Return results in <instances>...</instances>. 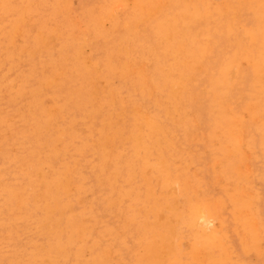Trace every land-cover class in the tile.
Instances as JSON below:
<instances>
[{"label": "rangeland", "instance_id": "rangeland-1", "mask_svg": "<svg viewBox=\"0 0 264 264\" xmlns=\"http://www.w3.org/2000/svg\"><path fill=\"white\" fill-rule=\"evenodd\" d=\"M27 1L28 2L30 1V2L28 3ZM54 1H55V3H53ZM54 1L53 0H44V1H40V0L39 1L38 0H4L3 1V0H0V30H1L0 33L2 34V35L0 34V122H2L0 125V188L3 186V188H2L3 190L0 189V193L2 194V196L0 194V203H2V204H0V208L2 209V210L0 209V220H3V223L2 224L0 223L1 225H3V226L0 225V247L3 246L0 250L4 249L3 251H0V253H2V254H0V257H2V258H0L2 263L1 262L0 263L1 264H18V263L19 264H21V263L22 264H25V263L26 264H35L37 262L36 264H49V260H50V264H51V261L53 260L54 263L52 262V264H56V263L57 264H74V261L77 262V264H82V263L83 264H264V238H263L264 237V169H263L264 165L262 164V163H264V160H263L264 155H261L262 153L264 154V123H263L264 122V120H263L264 115H262V111L264 114V110H263L264 109V98H262V97H264V90H263L264 89V61L261 60V59H264V55H263L264 54V46H263L264 45V34H263L264 33V0H258V2H257V0H247V1L246 0H237V1L236 0H207L208 2L206 0H198L199 2L197 0H190V1L189 0H181V1L180 0H174L176 2H173V0H171V1L170 0H159V1L158 0H151V1H148V0H139V1L138 0H71V1L70 0H59V2H58V0L57 1L54 0ZM63 1H65V2H63ZM118 1H120L121 3ZM123 1H124V3H122ZM177 1L178 2L180 1V4H181L180 6H179V3ZM201 1H203V2H201ZM249 1H251V2H249ZM36 2H38L39 4H37ZM66 2H68V3H66ZM94 2L97 5H95ZM146 2H149L150 4L148 3L146 5ZM158 2H159V6H155L154 3L158 4ZM245 2H247V3H245ZM51 3L53 4V6ZM113 3L115 6L116 5L117 6L115 7L113 5ZM134 3L136 4V6L135 5L133 6ZM161 3L163 4V7H162ZM209 3H211V5H209ZM46 4H48V5H46ZM56 4L59 6H57ZM67 4H69V5H67ZM123 4H124V6H123ZM169 4H171L172 6ZM193 4L195 5V7L193 6ZM203 4L206 6L204 7ZM232 4L235 6H233ZM252 4L255 7L254 6L252 7ZM150 5L151 6L153 5V7L150 8ZM237 5L240 6L239 8L241 10H239ZM29 6H30V8H32L33 6L37 7V8L36 7L32 8V10L36 9L35 11L33 10V12L35 14L32 13V10L29 9ZM44 6H46V8ZM60 6L62 7V9ZM106 6H109L108 10H107ZM118 6H119V8H118ZM246 6H248V9ZM13 7H14V9H13ZM42 7H44V8L42 9ZM137 7L139 10L137 9ZM154 7H156V8H154ZM65 8H67L68 10H66ZM134 8H136V9H134ZM148 8H149V10H148ZM172 8H173V10H172ZM229 8H231V9H229ZM115 9L116 10L119 9V10L115 11ZM174 9L176 12L174 11ZM201 9H203V10H201ZM204 9H205V11H204ZM216 9H217V11H216ZM140 10L142 12H140ZM162 10L164 12H162ZM208 10H211L212 13H211V11L209 12ZM219 10L222 12H220ZM53 11H57V12H53ZM110 11H112V12H110ZM114 11H115V13H114ZM225 11H226V13H225ZM45 12H46V15H45ZM208 12L211 14H209ZM143 13L146 15H144ZM156 13H158V14H156ZM165 13H166L167 17H165V15H164ZM242 13H245V14H242ZM233 14H234L235 18L233 17ZM236 14H241V15H236ZM156 15H158V16H156ZM229 15H230V18H229ZM30 16H32V18ZM47 16H48V19H47ZM105 16L108 17L109 22H108L107 18L104 19ZM115 16H117L118 18ZM151 16H153V17H151ZM168 16H170V18ZM171 16H172V18H171ZM205 16H207V17L205 18ZM55 17H56V19H55ZM57 17L60 19V21L58 20ZM89 17H91V18H89ZM141 17H142V20H141ZM261 17H262V19H259ZM29 18L31 19V21ZM62 18H64V19H62ZM65 18H66V20H65ZM159 18H161L162 20L160 21ZM167 18H169V19H167ZM218 18H219V20H218ZM61 19H62V21H61ZM100 19H101V21L104 20L103 21L104 24H103V22L100 21ZM158 19H159V22H158ZM207 19H208V21H207ZM110 20H111V22H110ZM145 20H146V22H145ZM164 20H165V22H164ZM171 20H172V22L169 23ZM213 20L215 23L213 22ZM234 20H235V22L237 21L236 22L237 25L235 24ZM257 20L260 21L261 23L259 22V24H258ZM134 21L138 22V24H135ZM201 21H203V22H201ZM13 22H15V23H13ZM60 22H61V24H59ZM74 22H75V24H73ZM90 22H92V24ZM160 22H161L162 26L160 24L157 25ZM230 22L233 23V25H231ZM30 23H32L33 25ZM34 23H35V25H34ZM65 23H67V24L65 25ZM128 23L129 24L131 23L132 25L131 24L129 25ZM154 23L156 26L154 25ZM254 23L256 24V26ZM90 24L93 27H91ZM203 24H204V26H203ZM226 24H229L230 26H228ZM58 25H60V26H58ZM97 25L99 27H97ZM126 25H128V26H126ZM135 25L138 28V30L135 27ZM152 25H154V27ZM196 25L199 26L198 29H195V28H197ZM205 25H206V27H205ZM51 26H53V27H51ZM73 26H74V28H73ZM78 26H79V28H78ZM100 26H102V27L104 26V27L101 28ZM133 26L135 28L131 29ZM157 26H159L158 28H160L161 30L166 29L165 30L166 32L165 31L162 32V31L158 30ZM258 26L260 28H258ZM163 27H164V29H163ZM189 27H190V29H189ZM200 27H204V29L203 28L201 29ZM214 27H215V29H213ZM229 27H231L232 29ZM36 28H37V30H36ZM39 28H41V29L39 30ZM59 28L62 29V32H61V29H59ZM83 28H85V31H83L84 30ZM170 28H173L172 31ZM182 28L186 29V31ZM21 29H24V30H21ZM42 29H44V30H42ZM152 29H154V30H152ZM167 29L168 30L170 29V32ZM239 29H241V30H239ZM28 30H31V32ZM54 30H56V31L54 32ZM107 30H109V31H107ZM111 30H114V31L111 32ZM130 30L133 32L131 33ZM213 30H214V32H212ZM255 30H256V32H255ZM27 31L30 32L31 34H28ZM51 31H53L54 34ZM69 31L72 32L73 35ZM167 31H168V33H167ZM187 31H188V33H187ZM191 31L193 33H196L197 31L198 32L195 35V34H191L192 33ZM205 31H208V32L204 33ZM220 31L222 33H220ZM225 31H227V32H225ZM258 31H260L261 34H258ZM32 32H33V37H34L33 39L34 40L31 37ZM84 32L86 34H84ZM94 32H95V34H94ZM201 32H202V34H201ZM232 32H234V33L232 34ZM36 33H38V34H36ZM56 33H58V34H56ZM64 33H65V35L68 34L69 36L68 35L64 36ZM80 33L81 34L83 33V34L81 35ZM154 33H157L158 36L157 37L154 36L155 35ZM162 33H164V34L167 33L168 36H166V35L165 36L168 39L165 36H163L164 34H162ZM174 33H176V34H174ZM50 34H51V36H50ZM59 34L62 36H60ZM78 34H79V36L80 35L81 36L78 37ZM87 34L89 36H87ZM128 34H130V36ZM244 34H246V35H244ZM27 35H28V37H27ZM71 35H72V38L75 35L74 36L75 40H73L74 38L73 39L70 38ZM160 35L162 36V38L165 37V39H162ZM255 35H257V37ZM39 36H40V39H38ZM46 36H48V37H46ZM84 36H85V39H84ZM102 36H103V38H102ZM202 36H204V37H202ZM245 36H246V39L248 38L247 40L245 39ZM185 37H187V40ZM255 37H256V39H255ZM51 38H53V39H51ZM80 38H81V41H80ZM95 38H97V41H95L96 40ZM107 38H109V39H107ZM153 38L155 39V41ZM159 38H161V41H159L160 40ZM204 38H208V39H204ZM3 39H4V41H3ZM77 39H79V41ZM122 39H123V41H121ZM129 40H130V42H129ZM195 40L200 42L199 43L200 46H199L198 42H196ZM205 40H208V42L206 41V47H205V43H202ZM236 40H238V42ZM27 41H31V42H27ZM260 41H262V42H260ZM33 42H35V45ZM70 42H71V44H70ZM165 42L167 43L165 45H168V47L165 46L166 48L164 46H162V45H164ZM190 42L192 45L190 44ZM235 42L237 44H239V47H237L238 45L235 46V44H236ZM14 43H15V45H14ZM49 43L50 44L52 43V44L50 45ZM78 43L80 44L81 48H80V46H78L79 45ZM82 43H83V45H82ZM240 43H241V45H240ZM16 44H17L18 48L16 47ZM88 44L90 45L91 49L88 46ZM126 44H127V48L125 47ZM188 44H190L191 47H189ZM195 44H196V46H195ZM207 44L208 45L210 44V45L208 46ZM30 45H32L31 48H29ZM118 45H120V46H118ZM154 45H155V48H154ZM177 45L179 48L176 47ZM182 45H183V47L186 45L184 48H185V50H187V52L184 49H182L183 48V47H181ZM197 45H198V47H197ZM157 46L159 48H157ZM187 46L189 47V49H187L188 48ZM50 47H51V49H50ZM117 47H119L118 48L119 50L117 49ZM161 47H162V49H161ZM163 47L165 48V50L169 49L170 51H171V49H174L176 47L179 52L177 51L176 48H175L176 50L174 49L175 51L172 50L171 52L165 51V50L163 51V49H164ZM149 48L151 50H149ZM153 48H154V51H153ZM192 48H193V50H192L193 54L191 53L190 55H192V57L198 55L197 57H199V58L194 57L195 60H192L194 58H192L190 55H189L190 57L188 56V54L191 52L190 50ZM198 49H200V50H198ZM236 49L238 52L236 51ZM39 50H40V52H39ZM69 50H70V52H71V50H73L71 52V54H70ZM113 50L114 51L116 50V51L113 52ZM124 50H126L125 51L126 53L128 51L127 56H126V53L124 52ZM134 50H136V51H134ZM182 50H184V52ZM196 50H198V52H200V53L197 54ZM206 50H208V52L204 53ZM233 50H235V52ZM243 50H245V51H243ZM87 51H89V52H87ZM141 51H142V54H144V55L141 54ZM232 51H233V53L231 54ZM185 52L188 53V54H186L187 55L186 58H185V56H186ZM240 52H242V53L240 54ZM123 53H125V54H123ZM151 53H152V55H151ZM169 53L173 54V55H170ZM195 53H196V55H195ZM202 53H204V54H202ZM234 53H235V55H233ZM36 54H38L39 57ZM153 54L155 57L153 56ZM156 54H157V56H156ZM163 54L165 55L164 57H163ZM28 55H30V56H28ZM64 55H66L67 58H64L65 57ZM68 55H70V56H68ZM109 55H111L112 57ZM61 56H62V59H61ZM182 56H184V57H182ZM235 56H237V57H235ZM238 56L240 58H243V59H240ZM68 57H70V58L68 59ZM104 57H105V59H104ZM145 57H147V58H145ZM202 57H204V58L202 59ZM112 58L114 61L111 60ZM158 58H160V59H158ZM237 58H238V60H235ZM40 59L43 61H41ZM108 59L111 61L110 63H109ZM179 59L181 62L179 61ZM190 59H191V62L196 61V63L195 64L191 63ZM229 59H231V60H229ZM73 60H74V62H73ZM187 60H188V63L190 62L189 65H191V64L194 65V66L192 65L193 68L191 66L187 65ZM200 60L202 61V63L200 62ZM257 60H258V62H257ZM39 61L41 63H39ZM46 61H48L49 64H47ZM96 61H98V62H96ZM104 61H105L104 65H106V66L103 68L102 63H104ZM107 61H108V63H107ZM122 61H125L126 64H125V62L123 64H121ZM145 61L148 63H146ZM152 61H154L156 63H154ZM69 62L71 64H69ZM89 62H91V63H89ZM114 62L117 66L114 64ZM169 62H171L172 64ZM182 62H184V64H182ZM65 63H67V64H65ZM128 63H129V67H131L130 69L127 66ZM144 63H146V64H144ZM174 63H176V64H174ZM237 63H239V64L242 63L243 65L241 64L239 66V64H237ZM59 64H61V65H59ZM124 64L126 65L128 70H127V68H125ZM153 64H154V66H153ZM163 64H164V66H163ZM173 64H174V66H173ZM177 64H179V65H177ZM32 65H33V67H35L34 69H33ZM54 65H55V67H54ZM64 65H68V66H64ZM87 65H89V68H87L88 67ZM186 65H187V67H186ZM195 65H196V67H195ZM231 65H232V67H231ZM237 65H238V67H237ZM253 65H255V66H253ZM38 66H40V67H38ZM41 66H42V70H40L41 73L43 75H46L44 77L42 74H40V71H39ZM52 66H53V69L51 68ZM58 66L60 68H58ZM61 66H63V67H61ZM234 66L238 70H236ZM81 67L85 70V72L86 71H88V72L85 73ZM110 67H112V68H110ZM176 67H177V69L175 70ZM179 67L181 68L180 69L181 71H179L181 73H179L177 71V70H179ZM182 67H185V68H182ZM206 67H208V68H206ZM49 68L51 71H53V70L54 71L51 73ZM61 68H63V69H61ZM134 68H136V70H134ZM145 68L147 71L145 70ZM59 69H60V71H59ZM79 69L83 72L79 71ZM88 69H90V70H88ZM141 69L143 70L144 73L142 72ZM170 69L172 70V72L176 71V73L171 74ZM230 69H233L232 70L233 73L230 72L231 71ZM30 70L32 71V73ZM68 70H69V72H68ZM218 70H219V73H218ZM252 70H254V72ZM28 71L30 72V74ZM47 71H48V73H47ZM57 71H58V73H57ZM95 71H97V72H95ZM115 71H118L119 73H120V71H122V72L120 74H118V72H115ZM237 71H238V73H237ZM35 72L37 74H35ZM105 72H106V74H105ZM156 72H158V73L156 74ZM164 72H166V73H164ZM185 72H187L188 76L185 75L186 74ZM190 72H191V74H190ZM26 73H27V75L29 74L28 78H25ZM82 73H84V74H82ZM89 73H90V75H89ZM123 73H124V75L120 76ZM139 73L141 75L144 74L143 75L144 77L146 74L148 76V77L147 76L145 77L147 80L146 79H145L146 81L143 80L144 77L141 76ZM217 73H218V75H220V78L218 76L215 79V76H217ZM225 73H226V75H225ZM68 74H69V77H66V75H68ZM77 74L79 76L82 75L81 77L78 78L79 81H77L78 80ZM85 74H86V77L85 76L83 77V75H85ZM252 74H253V76H252ZM109 75H111V77H113V79H111V77ZM138 75L141 77L139 78ZM169 75L172 76L173 79H172V77L170 79ZM179 75H180V77H179ZM189 75H190V77H189ZM102 76H103V78L105 77L106 79L105 78L103 79ZM234 76H239V77L237 78ZM32 77H33V79H31ZM47 77L50 78L51 80L48 79ZM91 77H92V79H91ZM98 77H99V80H98ZM178 77H179V79L182 78L183 81H182V79L179 80ZM186 77H187V79H186ZM35 78L38 80V83H37V80L35 81ZM66 78L67 79L76 78L75 79L76 81H74L73 79L71 81L69 79V81H68ZM84 78L86 80H84ZM93 78H95L97 80H95ZM128 78H130V80ZM231 78L233 80H231ZM39 79H45L44 80L45 82L43 80H39ZM90 79L92 82L90 81ZM138 79L140 80V83L137 82ZM150 79H152V80H150ZM160 79L164 80L165 82H162ZM217 79H218V82H216ZM56 80L58 82H56ZM133 80L134 81L136 80V81L131 82ZM166 80H168V81L166 82ZM177 80H178L179 85L176 83ZM235 80H236V82H235ZM82 81H83V83H82ZM111 81H113V82H111ZM142 81H143V84L141 83ZM144 81H145V83H144ZM160 81L162 82V84ZM171 81H172V84H170ZM252 81L254 83L257 82V84L255 83L257 86L254 85V83ZM60 82H61V84H59ZM73 82L74 83L76 82L75 86H74ZM77 82H80V85H83L84 88L80 87V85H78L79 83H77ZM88 82L90 83V85ZM119 82L121 83L120 84L121 86L119 85ZM157 82H159V83H157ZM174 82L176 85H174ZM210 82H212V83H210ZM225 82H227V83H225ZM46 83H49V84H46ZM50 83H52V84H50ZM104 83L106 86L104 85ZM156 83L158 84L159 88L161 87V89L158 88ZM165 83H166V85H165ZM209 83H210V85H209ZM251 83L253 84L254 90L252 89ZM53 84H56V85H53ZM87 84H88V87L90 88L89 92L87 91V88H88ZM92 84H94L95 86L97 85V86L95 87ZM214 84H216V85L218 84L219 87L217 88V87H215L216 86L215 85V86L211 87V92L207 91L210 89V86H212ZM48 85H50V86H48ZM57 85L59 86V89H57L58 88ZM69 85L72 86V89H70L71 87ZM140 85L142 86L141 88H140ZM226 85H227V87H226ZM238 85H239V88H238ZM169 86H170V88L174 86V88L170 89ZM62 87H64V88L62 89ZM116 87L118 90L122 89V91L118 92ZM120 87H122V88L120 89ZM133 87H135V89H133ZM147 87H149V88H147ZM177 87L179 90L176 89ZM179 87L180 88L183 87V88L180 89ZM208 87H209V89H208ZM256 87L258 89H256ZM31 88H32V90H31ZM34 88H36V89L39 88V89L38 90L35 89L33 91ZM48 88L49 89L54 88V89L49 90ZM75 88H76V90H75ZM91 88H93V89H91ZM112 88L113 89L115 88L116 90L114 89L115 90L114 91ZM152 88H154V89L158 88L159 91L157 89V91L155 90V93H154V92H152L154 90ZM162 88H164V89H162ZM165 88L166 89L168 88V89L166 90ZM206 88H207V90H206ZM146 89H149V90H146ZM169 89H170V91H169ZM230 89H231V91H230ZM255 89H256V91H255ZM46 90L48 92H46ZM57 90H59L60 93L57 92ZM72 90H73V92H72ZM90 90H92V91H90ZM126 90L128 92H126ZM134 90H136V91L133 92ZM139 90H141L140 93H138ZM150 90H152V91H150ZM163 90H164V92H163ZM212 90L215 92H212ZM216 90L219 92H216ZM237 90H238V92H240V94L237 92ZM31 91L33 93H31ZM85 91H87V92H85ZM171 91H172V93H171ZM177 91L179 93H177ZM224 91L227 92V94L224 93ZM248 91H249V93H247ZM39 92H41V93H39ZM64 92H65V95L63 94ZM66 92H68V93H66ZM108 92L111 94L109 95ZM131 92H132V95L130 94ZM149 92H150V97L147 96L149 94ZM168 92H170V93H168ZM53 93L57 94L55 96L58 98L54 97L52 95ZM75 93L77 94V96L74 95ZM88 93H90V94H88ZM92 93L94 96L92 95ZM159 93H161V94H159ZM167 93L169 96L167 95ZM219 93H222V94H219ZM31 94H33V96ZM80 94H82L83 98ZM95 94H96V96H95ZM113 94H115V95L113 96ZM140 94H141V99H140ZM178 94H180V95H178ZM181 94H183L182 96L185 95L186 98L184 99V97H181ZM224 94H225V97H224ZM246 94H249L250 96H248ZM40 95L42 98L40 97ZM48 95H49V97H48ZM87 95H88V97H87ZM117 95H120V97H118ZM129 95H131V96H129ZM221 95H222V97H221ZM61 96H63L62 99H61ZM68 96L69 97L75 96V97H73L72 100H69L71 98H69ZM89 96H91V97H89ZM153 96H154V98H153ZM175 96H176V98H175ZM177 96L179 98L180 97L181 98L178 100ZM191 96H192V99H190ZM214 96H215V99H213ZM32 97H33V99H32ZM105 97H106V99H105ZM136 97H138V98H136ZM219 97H221V98H219ZM235 97H236V99H235ZM252 97L254 98V100ZM66 98H67V100H65ZM87 98H89L90 100L88 99L89 100L88 101ZM100 98H102L103 100ZM117 98L119 101L117 100ZM130 98L132 100H130ZM167 98H168V100H167ZM110 99L113 102L110 101ZM115 99H116V101H114ZM162 99H163V101H162ZM174 99H175V101H174ZM210 99H212V100H210ZM223 99H225L226 101ZM86 100L88 102H86ZM134 100H135V103H134ZM144 100H146V101H144ZM150 100L151 101L153 100V101L151 102ZM176 100H177V102H176ZM216 100H218L217 103H216ZM9 101H11V102H9ZM35 101H37L38 103L37 102L35 103ZM94 101L97 103L99 101L100 104L99 103L95 104ZM107 101L109 102V104L107 103ZM178 101H180V102H178ZM209 101H211V103ZM220 101H221V103H220ZM249 101H250V104L248 103ZM78 102H79V104H78ZM156 102H158V103H156ZM170 102L171 103L175 102V103L171 104ZM212 102H214V103H212ZM246 102H247L248 106L246 105ZM262 102H263V104H262ZM54 103H55V106H54ZM60 103H61V105H60ZM81 103H82V105H81ZM89 103H91V105ZM136 103H138V104H136ZM146 103L149 104V105L147 104L148 105L147 108H146ZM176 103H178V105ZM189 103L191 106L189 105ZM27 104H29V105H27ZM88 104H89V106H88ZM157 104L160 106L162 105L161 107L163 109H161V107L158 106ZM164 104H166V105H164ZM207 104H208V106H207ZM211 104H212V106H211ZM219 104L221 106H219ZM79 105L81 107H79ZM108 105H110V106L108 107ZM136 105H138V106H136ZM255 105H257V106H255ZM2 106H4V107H2ZM28 106H30V109L28 108ZM69 106H70V108H69ZM74 106H75V108H74ZM49 107L52 108L53 111ZM54 107L56 109L57 108L58 109L56 110ZM59 107L60 108L63 107L62 110H60ZM66 107L68 109H66ZM87 107H88V110H87ZM95 107H97V108L95 109ZM99 107H100V109H99ZM112 107H114V108H112ZM132 107H133V109H132ZM173 107H176L177 113L174 111L175 108H173ZM208 107H210V108L208 109ZM257 107L260 108L261 110L258 109ZM108 108H110V109H108ZM157 108H159V109H157ZM206 108H207V110H206ZM211 108L213 110H211ZM243 108H245V109H243ZM98 109L100 111H98ZM101 109L103 110L102 112H101ZM113 109H115L117 112ZM171 109H174V110H171ZM187 109H188V111H187ZM249 109H250V112H249ZM251 109L254 110V113ZM257 109L260 112H258ZM80 110L81 111L83 110V112H80ZM92 110H96V111H94L95 113ZM108 110L110 111V113ZM208 110L212 111V112L210 113ZM222 110L224 112L226 110L227 113L226 112L224 113ZM244 110L245 111L248 110L247 113H245ZM47 111H49L51 114ZM71 111L74 112L75 116L73 115V112H71ZM97 111L100 112L101 114L98 113ZM166 111H167V113H165ZM207 111L210 115L207 113ZM217 111L222 116L218 115ZM119 112H120V114H119ZM125 112L128 114H126ZM162 112H164L165 114H163ZM182 112H183V114H182ZM255 112H256V114H255ZM90 113H91V116H90ZM96 113L99 114L100 116L97 115ZM131 113L133 114V116ZM235 113L237 116L235 115ZM248 113H250L251 115ZM257 113L259 115H257ZM31 114H32V116H31ZM114 114L118 115V116H115ZM212 114L213 115L216 114L218 117L215 115L213 118L214 120H213ZM44 115H45V117H44ZM46 115H48V116H46ZM101 115H102V117H101ZM129 115H131L133 117V119ZM255 115H256V117H255ZM260 115H261V117H260ZM94 116H97V117H94ZM148 116H149V118H148ZM155 116H159V117L157 118ZM46 117H48V118L46 119ZM80 117H81V119H80ZM84 117H86L87 122H85L86 119ZM113 117H114V119H113ZM119 117H121V118H119ZM150 117H151V119H150ZM258 117H260L261 120ZM49 118L52 120H50ZM65 118H66V120H65ZM94 118H97V119L94 120ZM153 118H155V119H153ZM159 118L160 119L162 118V121ZM192 118H193V120H192ZM194 118H195V120H194ZM215 118L218 120L215 121ZM232 118H234V119H232ZM241 118L243 119V121H241V122L244 123V125L241 123V126H240V123L238 124V122H240V120H242ZM70 119H72V120H70ZM79 119H80V121H78ZM140 119H141V121H140ZM170 119H172V120H170ZM188 119L190 120V122L188 121ZM196 119H197V121H196ZM235 119H237L238 122L235 121ZM99 120H100V122H98ZM110 120H112V121H110ZM129 120H130V122H129ZM147 120H150V122ZM167 120H169V121H167ZM173 120H174V122H173ZM182 120L183 121L185 120V124H184V122L181 123ZM219 120H220V122H217ZM101 122H103V123H101ZM125 122H127V123H125ZM178 122H180V123H178ZM215 122L217 123V125H215L216 124ZM143 123H144V126H143ZM190 123L193 126H191ZM71 124H72V126L70 128ZM87 124H89V125H87ZM91 124H93V125H91ZM103 124H104V126H103ZM107 124H109V125H107ZM111 124L113 127L111 126ZM152 124L153 125L155 124L158 126L154 125V127H152L153 126ZM218 124H219V126H218ZM7 125H8V127H7ZM65 125H66V128H64ZM95 125H97V126H95ZM131 125H132L133 130L130 127ZM138 125H139V127H138ZM38 126L40 128H38ZM107 126L110 130L112 128V130L110 131L107 128ZM217 126H218V128H217ZM253 126H255V127H253ZM100 127L101 128L103 127V128L100 129ZM125 127H126V129H125ZM162 127H163V129L160 130V128H162ZM184 127L187 130V132L183 130ZM96 128H97V130H96ZM116 128L117 129L119 128V129L117 130ZM149 128L150 129L152 128V130H150ZM168 128H171V129H168ZM193 128H194V130H193ZM46 129L48 131H46ZM51 129H53L55 131H52ZM98 129H99V131H98ZM114 129H116V131ZM208 129L209 130L211 129V130L209 131ZM75 130H76V132H75ZM105 130H107V131H105ZM166 130H168V131H166ZM170 130H171V132H170ZM36 131L39 133H37ZM67 131L69 133H67ZM92 131H93V133H92ZM153 131L154 132L156 131L157 133L156 132L154 133ZM161 131L163 132L162 134L164 136L162 134H160ZM178 131L182 132V133H179ZM196 131L198 132L197 134H196ZM207 131L210 133H208ZM104 132H105V134H104ZM113 132H114V134H113ZM136 132H137V134H136ZM146 132L150 135H147ZM173 132L174 133L176 132V134H173ZM102 133L104 134V136ZM145 133H146V136H144ZM207 133L209 134L211 140L210 139L207 140V137H208L206 135ZM250 133H252V134L250 135ZM259 133L262 135H260ZM34 134L36 135V137ZM91 134H92V136H91ZM93 134H95V135H93ZM106 134L109 135L108 136L109 139H108ZM155 134H156V136L157 135L158 136L155 137ZM183 134L185 137L182 136ZM247 134H248V136H247ZM61 135H63V136H61ZM88 135H89V138H88ZM173 135H174L173 138L176 139L179 143H176L177 141L176 140L174 141L173 138H169V136L172 137ZM119 136H120V138H119ZM147 136H151V137H147ZM111 137H112V139L113 138L114 139L111 140ZM122 137H123V139H122ZM145 137H146V139H143ZM192 137H193V139H191ZM47 138H49V140ZM91 138H92V140H91ZM103 138L108 140V141L103 140ZM53 139L54 140L56 139V140L54 141ZM45 140H47V141H45ZM122 140H126V141L123 142ZM152 140H153V143H151ZM164 140H166V141H164ZM250 140H252V141H250ZM53 141L55 142V144ZM60 141H62V142H60ZM146 141L149 142V144ZM48 142L51 144L49 145ZM170 142H171V144H169ZM207 142H208V145H207ZM214 142H215V145H214ZM258 142H259V144H258ZM83 144L87 145V147ZM172 144L174 147L172 146ZM179 144H180V146H178ZM211 144L214 145V148ZM96 145H97V147H95ZM128 145H130V146H128ZM88 146H89V148H88ZM91 146L97 148V150H95V148H92ZM166 146H168V147H166ZM81 147H83V148L81 149ZM110 147L113 148L114 150L113 149L110 150L111 149ZM207 147H208L209 151L206 149ZM252 147H254V148H252ZM100 148L101 149L103 148L104 150L103 149L101 150ZM182 148H183V150H182ZM187 148H188V150H187ZM87 149H89V150H87ZM125 149H126V151H125ZM189 149H191V150H189ZM214 149L218 150L219 152L218 151L215 152ZM141 150H142V152H141ZM52 151H54V152H52ZM114 151H116V152H114ZM123 151H125V153ZM188 151H190V152H188ZM201 151H203L204 154H202L203 152H201ZM210 151L213 154H211ZM112 152L115 154L112 155ZM126 152H127V154H129L128 156H125V155H127ZM37 153H39V155ZM83 153H85V154H83ZM102 153H104V154H102ZM108 153H109V155H108ZM154 154L157 155V158ZM91 155H92V157H91ZM130 155L132 157L131 159H130ZM173 155H174L175 159H174ZM184 155H186V156H184ZM211 155H213V156L210 157ZM215 155H217V156H215ZM56 156H57V158H55ZM103 156H104V158H103ZM117 157H119V158H117ZM89 158H91V160ZM99 158H100V160H99ZM101 158L103 159V161ZM195 158L198 160H196ZM86 160H88V161H86ZM149 160H151V161L149 162ZM100 161H102V162H100ZM132 161H133V163H132ZM193 162H194V164H193ZM259 162H261V163H259ZM88 163H90V164H88ZM227 163H228V165H225ZM40 164H42V165H40ZM79 164H81V165H79ZM157 164H158V166H157ZM229 164H230V167H229ZM93 165H95V167H93ZM109 166H113V167L109 168ZM152 166L154 168H152ZM203 166H204V168H203ZM91 167L93 168V170ZM63 168H64V170H62ZM66 168H67V170L70 169L67 171V173L65 170ZM102 168H104L105 172ZM226 168L228 170H230V168H231V170L228 171ZM46 169H48V170H46ZM98 169H100V170H98ZM200 169H202L201 170L202 172L199 171ZM72 170H73V172H72ZM221 170L225 171V173H222ZM39 171L41 173H39V175H38ZM64 171H65V174L63 173ZM99 171L100 172L102 171V173H99ZM154 171H155V173H153ZM21 172H23V174ZM69 172H71L72 175H70ZM118 172H119V174H118ZM73 173H74V175H79V176H74ZM114 173L115 174L117 173V174L115 175ZM93 174H94V176L95 175L96 176L94 177ZM2 175H5V176H2ZM41 175H43V176H41ZM56 175H58V176H56ZM62 175H64V176H62ZM69 175H70V177H69ZM88 175H89V177H88ZM107 175H109V176L107 177ZM65 176H67V177H65ZM100 176H101V178H100ZM257 176H259V180H257V178H258ZM47 177H48V179H47ZM86 177H88V178H86ZM112 177H113V182H112ZM39 178H41V179L39 180ZM65 178H67V180H69V181L65 180ZM71 178H73V179L71 180ZM45 179H47V180H45ZM82 179L83 180L85 179V181H83ZM106 179H108V180H106ZM41 180H43V181H41ZM99 180H100V182H99ZM103 180L105 183H103ZM227 180H229V181H227ZM41 182H45V184L42 183V187L40 185ZM65 182H67L68 184H66ZM77 182H79V183H77ZM76 184H79V186H77ZM103 184L106 185V187H104ZM109 184H110V186H109ZM6 185H7V187H6ZM51 186H52V188H50ZM60 186H63L66 189L62 190L63 187L60 188ZM22 187H23V189H22ZM58 187H59V190H58ZM42 188L44 189V191L42 190ZM49 188H50V190H49ZM37 189H38V191H37ZM51 189H52V191H51ZM89 189H91V190H89ZM111 189H113V190H111ZM79 192H80V194H79ZM25 193L28 196H26ZM37 193L40 194L41 196L38 195ZM224 193L226 195L228 193V195L230 197H228V196L226 197V195ZM9 194H11L13 197L9 196ZM14 196L16 197V199H14L15 198ZM23 196L25 197V199ZM31 196H32V198H31ZM148 196H149V198H148ZM7 197H8V199H7ZM33 197L36 198V200L33 199ZM75 197L78 198L77 202L75 201L76 200ZM107 197L109 198V200H106V199H108ZM51 198H52V201H51ZM56 198L58 201L56 200ZM98 198H100V199H98ZM3 199L6 200L7 203ZM32 199L35 201H33ZM41 199H45V200H41ZM60 199L61 200L63 199V201H60ZM149 199H150V201H149ZM152 199H153V201H152ZM215 200H216V202H215ZM255 200H256V202H255ZM20 201H21V203H20ZM26 201H27V203H26ZM141 201H143V202H141ZM64 202H66V203H64ZM106 202H109L108 205ZM218 202H220V204ZM43 203L47 204L46 207L43 206L44 205ZM67 203H72V204H68V206H69L68 207V206H66ZM101 203H102V205H101ZM141 203H142V205H141ZM221 203H223V204H221ZM24 204H26V205H24ZM37 204H38V206H36ZM103 204L105 206H103ZM134 204H136V205H134ZM32 205H33V207H32ZM71 205H72V207H71ZM24 206H25V208H24ZM48 206H49V210H51V212L54 211V209H55V211L51 213L48 210ZM65 206H66V208H65ZM186 206H188V208H186ZM235 206H236V208H235ZM38 207H41L40 208V210L42 209L41 212L39 211ZM101 207L102 208L105 207V210L102 209ZM108 207L110 209L112 208V210H110ZM20 208L22 209L21 210L22 212L20 211ZM52 208H54V209H52ZM59 208H60V210L62 208V210L59 211ZM5 209H7V210H5ZM12 209H13V211H11ZM87 209L88 210L91 209V210L88 211ZM125 209H126V211H125ZM192 209H195V210H192ZM232 209H233V211H231ZM17 210H18V213H17ZM84 210H87V211H84ZM211 211H213V212H211ZM70 212L71 213L73 212L72 213L73 215ZM104 212H106V213H104ZM123 212L125 214H123ZM198 212H200V214ZM54 213H56V214H54ZM60 213H62L63 215ZM78 213H79V215L80 214H82V215H80V217H78L79 216ZM87 213H89L90 216ZM107 213H109V214H107ZM23 214L27 219L23 216ZM47 214H50V215H47ZM74 214L77 216V218ZM100 214H101V216H100ZM19 215H21L23 217L20 216L19 218H16ZM35 215L38 217V219ZM44 215L47 217L45 218ZM52 215H54V216L52 217ZM69 215L71 216V218ZM84 215H86V216H84ZM133 215H135V216H133ZM200 215L204 216V218L206 217L204 223H199ZM66 216L68 219L66 218ZM32 217H33V220H32ZM43 217L46 219V222L44 221ZM50 217H52L53 219ZM56 217L59 219H56ZM190 217H192V218H190ZM15 218H16L17 222H14ZM20 218H22L21 219L22 221L20 220ZM34 218H35V220H34ZM49 218L52 220L50 221ZM142 218H144V219H142ZM257 218H258V220H257ZM18 219L20 222L18 221ZM65 219H67L69 221H67ZM26 220H27V223H26ZM141 220H143L144 223ZM251 220H252V222L253 221L254 222L251 223ZM30 221H31V223H30ZM40 221H42L43 223ZM139 221L142 223H140ZM6 222L8 225L6 224ZM88 222H90V223H88ZM130 222L133 224H131ZM134 222H135V224H134ZM188 222H190V223H188ZM32 223H34L35 225ZM71 223H72V225L74 224V226H75V227L73 226L74 228L71 227L72 226ZM121 223H123V225ZM136 223H137V225H136ZM195 223H196L197 227H196V225H194ZM4 224L6 226H4ZM26 224L28 226H26ZM67 224H69V225H67ZM80 224L82 225L81 227H80ZM254 224L255 225L257 224V225L254 226ZM48 225L52 228H49ZM56 225H58V226H56ZM83 225L85 227H83ZM78 226L80 227V229ZM111 226L114 228V230H112ZM37 227L38 228L40 227V228L38 229ZM56 227H59V228L57 229ZM69 227H71V228H69ZM76 227H78V228H76ZM103 227H104V229H103ZM107 227H109L111 229H109ZM128 227H129V229H128ZM134 227H136V228H134ZM138 227H139V230H138ZM199 227H200V229H198ZM260 227H261V229H259ZM123 228H124V230H123ZM143 228L145 229V231ZM10 229H12V230H10ZM59 229H60V231H59ZM62 229L63 230L67 229L68 231L66 230V232H65V230H64L63 232H65V233L63 234ZM74 229L75 230L77 229V231H75ZM82 229L85 230L86 232L85 231L83 232ZM125 229H127L128 233H126ZM188 229H190V230H188ZM140 230H141V233H139ZM148 230H149V232H148ZM185 230H187L188 232H186ZM195 230H197V232ZM205 230H206V232H205ZM5 231H9V232H11V234L9 232H7L8 233V235H7ZM26 231H29V232L31 231L30 232L31 234H29V232L26 233ZM33 231L35 232V234H33L34 233ZM39 231L40 232L42 231V233H40ZM45 231L47 234L45 233ZM52 231H54L53 234H51ZM90 231H93V232L91 233ZM123 231H125V233ZM57 232H58V235H56ZM69 232L73 233L74 235H71V233L69 234ZM38 233H39V237H38ZM109 233L111 234V237H110ZM129 233H131V234H129ZM257 233L259 235H257ZM5 234H6V237H5ZM66 234H68L67 236L69 238L66 236ZM83 234L85 237L83 236ZM148 234H150V235L153 234V235L148 236ZM15 235L18 238L14 237ZM25 235H26V237H25ZM53 235H55V237H52ZM104 235H105V237H104ZM145 235H146V237H145ZM213 235H215L216 237H214ZM255 235H257L258 238ZM57 236H59V237H57ZM89 236L90 237L92 236L91 237L92 239ZM115 236H117V237H115ZM156 236H158V237H156ZM47 237L50 239V241ZM209 237L212 238L213 240H211ZM15 238H16V240H15ZM25 238H26V240H25ZM73 238H75V239H73ZM82 238H84V239L82 240ZM86 238H88L87 241L85 240ZM7 239H9V241L11 239L12 240L10 243H8ZM35 239L37 240V242ZM78 239H80V240H78ZM215 239H217V240H215ZM242 239H243V241H242ZM257 239L258 240L260 239L259 243H258ZM33 240H34V242H33ZM56 240H57V243H55ZM14 241H16V242H14ZM68 241H69V243H68ZM29 242L32 244H30ZM25 243H27V244H25ZM7 244H10V245L7 246ZM33 244H34V246H33ZM44 244L46 246H44ZM52 244L54 246H52ZM59 244L60 245L62 244L61 245L62 249L60 248ZM63 244H66V245H63ZM193 244H195V245H193ZM244 244H245V248L242 247V246H244ZM18 245H20V246H18ZM40 245L41 246L43 245L44 247L42 246V248H41ZM71 245H72V247H71ZM74 246H75V248H74ZM12 247H13V249H12ZM16 247H18V248H16ZM49 247H50V250L48 249ZM6 248H7V250H5ZM25 248H27L28 250L31 249V250H29V253H28V250H26L27 252H25V250H24ZM56 248H60V250L56 249ZM43 249L45 252L43 251ZM10 250H12L13 252ZM22 250H24V251H22ZM51 250H53V251H51ZM55 250H57L59 252H57ZM47 251H48V253H47ZM226 251H227V253H226ZM229 251H231V252L229 253ZM3 252L5 254H7V253L9 254L12 252V254H9V256L7 254V256H8L7 257L6 255H4ZM53 252L54 253L56 252L58 254H54ZM61 252H62V255H61ZM25 253H26V255H25ZM50 253L52 255H50ZM16 255H17V257H16ZM28 255H30V256H28ZM41 256L44 258L46 256L47 257L46 261L44 260V258L42 261ZM49 256H50V258H49ZM22 257L24 260H22ZM36 257L40 258L39 260H41L42 263H40L41 261H39ZM35 258H36V260H35ZM48 258H49V260H48ZM8 259H9V261H8Z\"/></svg>", "mask_w": 264, "mask_h": 264}, {"label": "bare ground", "instance_id": "bare-ground-1", "mask_svg": "<svg viewBox=\"0 0 264 264\" xmlns=\"http://www.w3.org/2000/svg\"><path fill=\"white\" fill-rule=\"evenodd\" d=\"M3 1H4V0H3ZM38 1H39V0H38ZM40 1H44V0H40ZM53 1H54V0H53ZM56 1H57V0H56ZM70 1H71V0H70ZM138 1H139V0H138ZM148 1H151V0H148ZM158 1H159V0H158ZM170 1H171V0H170ZM180 1H181V0H180ZM180 1H179V2L177 1V2L179 3V6L181 5V4H180ZM189 1H190V0H189ZM189 1H188V2H189ZM197 1H198V0H197ZM206 1H207V0H206ZM236 1H237V0H236ZM246 1H247V0H246ZM15 2H16V1H15ZM27 2H28V1H27ZM29 2H30V1H29ZM29 2H28V3H29ZM32 2H33V1H32ZM58 2H59V0H58ZM58 2H57V3H58ZM63 2H65V1H63ZM114 2H115V1H114ZM118 2H120V1H118ZM126 2H127V1H126ZM126 2H125V3H126ZM133 2H134V1H133ZM133 2H132V3H133ZM173 2H176V1L173 0ZM198 2H199V1H198ZM201 2H203V1H201ZM207 2H208V1H207ZM209 2H210V1H209ZM212 2H213V1H212ZM212 2H211V3H212ZM224 2H225V1H224ZM238 2H239V1H238ZM249 2H251V1H249ZM249 2H248V3H249ZM255 2H256V1H255ZM257 2H258V0H257ZM36 3L39 4L38 2H36ZM40 3H41V2H40ZM47 3H48V2H47ZM53 3H55V1H54ZM61 3H62V2H61ZM66 3H68V2H66ZM66 3H65V4H66ZM94 3H95V2H94ZM110 3H111V2H110ZM120 3H121V2H120ZM122 3H124V1H123ZM132 3H131V4H132ZM139 3H140V2H139ZM148 3H149V2H146V5H147ZM194 3H195V2H194ZM211 3H209V5H211ZM219 3H220V2H219ZM229 3H230V2H229ZM241 3H242V2H241ZM245 3H247V2H245ZM252 3H253V2H252ZM7 4H8V3H7ZM19 4H20V3H19ZM48 4H49V3H48ZM48 4H46V5H48ZM51 4H52V3H51ZM63 4H64V3H63ZM101 4H102V3H101ZM108 4H109V3H108ZM127 4H128V3H127ZM131 4H130V5H131ZM137 4H138V3H137ZM149 4H150V3H149ZM186 4H187V3H186ZM207 4H208V3H207ZM217 4H218V3H217ZM234 4H235V3H234ZM242 4H243V3H242ZM242 4H241V5H242ZM250 4H251V3H250ZM250 4H249V5H250ZM29 5H30V4H29ZM41 5H42V4H41ZM41 5H40V6H41ZM56 5H57V4H56ZM60 5H61V4H60ZM67 5H69V4H67ZM70 5H71V4H70ZM95 5H97V4L95 3ZM103 5H104V4H103ZM111 5H112V4H111ZM113 5H114V3H113ZM134 5L136 6L135 3L133 4V6H134ZM154 5H155V6H159V2H158V4H157V3H156V4L154 3ZM161 5H162V7H163V4H162V3H161ZM165 5H166V4H165ZM169 5H171V4H169ZM232 5H233V4H232ZM235 5H236V4H235ZM235 5H233V6H235ZM50 6H51V5H50ZM52 6H53V4H52ZM52 6H51V7H52ZM57 6H59V5H57ZM64 6H65V5H64ZM109 6H110V5H109ZM109 6H106V7H107V10H108V7H109ZM114 6H115V5H114ZM114 6H113V7H114ZM116 6H117V5H116ZM116 6H115V7H116ZM123 6H124V4H123ZM137 6H138V5H137ZM166 6H167V5H166ZM171 6H172V5H171ZM193 6L195 7L194 4H193ZM193 6H192V7H193ZM203 6L205 7L206 5L203 4ZM203 6H202V7H203ZM207 6H208V5H207ZM213 6H214V5H213ZM213 6H212V7H213ZM242 6H243V5H242ZM242 6H241V7H242ZM253 6H254V5L252 4V7H253ZM33 7H36V6H33ZM33 7H32V8H33ZM44 7L46 8V6H44ZM44 7H42V9H43ZM60 7H61V6H60ZM113 7H112V8H113ZM144 7H145V6H144ZM151 7H153V5H152V6L150 5V8H151ZM160 7H161V6H160ZM182 7H183V6H182ZM182 7H181V8H182ZM237 7L239 8L240 6L237 5ZM246 7H247V9H248V6H246ZM254 7H255V6H254ZM32 8H30V6H29V9L32 10ZM36 8H37V7H36ZM67 8H68V7H67ZM67 8H65V9L68 10ZM118 8H119V6H118ZM132 8H133V7H132ZM154 8H156V7H154ZM199 8H200V7H199ZM214 8H215V7H214ZM231 8H232V7H231ZM231 8H229V9H231ZM244 8H245V7H244ZM244 8H243V9H244ZM13 9H14V7H13ZM51 9H52V8H51ZM53 9H54V8H53ZM56 9H57V8H56ZM61 9H62V7H61ZM120 9H121V8H120ZM134 9H136V8H134ZM137 9H138V7H137ZM145 9H146V8H145ZM190 9H191V8H190ZM205 9H206V8H205ZM205 9H204V11H205ZM208 9H209V8H208ZM222 9H223V8H222ZM227 9H228V8H227ZM232 9H233V8H232ZM33 10H34V9H33ZM33 10H32V13H34ZM35 10H36V9H35ZM35 10H34V11H35ZM66 10H65V11H66ZM107 10H106V11H107ZM112 10H113V9H112ZM117 10H119V9H117ZM117 10L115 9V11H117ZM122 10H123V9H122ZM122 10H121V11H122ZM138 10H139V9H138ZM142 10H143V9H142ZM148 10H149V8H148ZM151 10H152V9H151ZM160 10H161V9H160ZM172 10H173V8H172ZM198 10H199V9H198ZM201 10H203V9H201ZM212 10H213V9H212ZM239 10H241V9L239 8ZM11 11H12V10H11ZM28 11H29V10H28ZM38 11H39V10H38ZM46 11H47V10H46ZM92 11H93V10H92ZM115 11H114V13H115ZM165 11H166V10H165ZM174 11H175V9H174ZM190 11H191V10H190ZM199 11H200V10H199ZM208 11L210 12L211 10H208ZM216 11H217V9H216ZM219 11H220V10H219ZM219 11H218V12H219ZM18 12H19V11H18ZM50 12H51V11H50ZM53 12H57V11H53ZM58 12H59V11H58ZM62 12H63V11H62ZM110 12H112V11H110ZM132 12H133V11H132ZM140 12H142V11L140 10ZM148 12H149V11H148ZM162 12H164V11L162 10ZM162 12H161V13H162ZM175 12H176V11H175ZM209 12H208V13H209ZM220 12H222V11H220ZM231 12H232V11H231ZM255 12H256V11H255ZM22 13H23V12H22ZM43 13H44V12H43ZM47 13H48V12H47ZM51 13H52V12H51ZM60 13H61V12H60ZM64 13H65V12H64ZM185 13H186V12H185ZM195 13H196V12H195ZM206 13H207V12H206ZM211 13H212V11H211ZM211 13H209V14H211ZM225 13H226V11H225ZM233 13H234V12H233ZM34 14H35V13H34ZM48 14H49V13H48ZM52 14H53V13H52ZM57 14H58V13H57ZM57 14H56V15H57ZM109 14H110V13H109ZM141 14H142V13H141ZM143 14H144V13H143ZM152 14H153V13H152ZM156 14H158V13H156ZM171 14H172V13H171ZM209 14H208V15H209ZM223 14H224V13H223ZM242 14H245V13H242ZM248 14H249V13H248ZM255 14H256V13H255ZM36 15H37V14H36ZM45 15H46V12H45ZM45 15H44V16H45ZM64 15H65V14H64ZM111 15H112V14H111ZM144 15H146V14H144ZM160 15H161V14H160ZM160 15H159V16H160ZM164 15H165V17H167L166 13H165ZM208 15H207V16H208ZM231 15H232V14H231ZM236 15H241V14H236ZM252 15H253V14H252ZM34 16H35V15H34ZM37 16H38V15H37ZM62 16H63V15H62ZM107 16H108V15H107ZM135 16H136V15H135ZM154 16H155V15H154ZM156 16H158V15H156ZM207 16H205V18H206ZM218 16H219V15H218ZM221 16H222V15H221ZM27 17H28V16H27ZM30 17L32 18V16H30ZM109 17H110V16H109ZM115 17H117V16H115ZM115 17H114V18H115ZM144 17H145V16H144ZM151 17H153V16H151ZM168 17L170 18V16H168ZM188 17H189V16H188ZM203 17H204V16H203ZM215 17H216V16H215ZM233 17H234V14H233ZM233 17H232V18H233ZM255 17H256V16H255ZM20 18H21V17H20ZM22 18H23V17H22ZM57 18H58V17H57ZM67 18H68V17H67ZM70 18H71V17H70ZM70 18H69V19H70ZM89 18H91V17H89ZM99 18H100V17H99ZM101 18H102V17H101ZM105 18H107V20H108V22H109L108 17L105 16L104 19H105ZM111 18H112V17H111ZM117 18H118V17H117ZM131 18H132V17H131ZM138 18H139V17H138ZM146 18H147V17H146ZM161 18H162V17H161ZM161 18H159L160 21L162 20ZM163 18H164V17H163ZM169 18H167V19H169ZM171 18H172V16H171ZM219 18H220V17H219ZM219 18H218V20H219ZM229 18H230V15H229ZM234 18H235V17H234ZM14 19H15V18H14ZM29 19H30V18H29ZM47 19H48V16H47ZM51 19H52V18H51ZM55 19H56V17H55ZM55 19H54V20H55ZM62 19H64V18H62ZM62 19H61V21H62ZM71 19H72V18H71ZM112 19H113V18H112ZM112 19H111V20H112ZM147 19H148V18H147ZM159 19H158V22H159ZM226 19H227V18H226ZM259 19H262V17L259 18ZM27 20H28V19H27ZM58 20L60 21L59 18H58ZM65 20H66V18H65ZM77 20H78V19H77ZM111 20H110V22H111ZM117 20H118V19H117ZM132 20H133V19H132ZM141 20H142V17H141ZM141 20H140V21H141ZM197 20H198V19H197ZM231 20H232V19H231ZM30 21H31V19H30ZM100 21H101V19H100ZM100 21H99V22H100ZM103 21H104V20H103ZM103 21H101V22H103ZM129 21H130V20H129ZM147 21H148V20H147ZM156 21H157V20H156ZM156 21H155V22H156ZM207 21H208V19H207ZM207 21H206V22H207ZM222 21H223V20H222ZM232 21H233V20H232ZM257 21H258V20H257ZM262 21H263V20H262ZM7 22H8V21H7ZM22 22H23V21H22ZM32 22H33V21H32ZM56 22H57V21H56ZM56 22H55V23H56ZM105 22H106V21H105ZM134 22H135V21H134ZM145 22H146V20H145ZM164 22H165V20H164ZM171 22H172V20H171L169 23H171ZM201 22H203V21H201ZM201 22H200V23H201ZM213 22H214V20H213ZM216 22H217V21H216ZM234 22H235V20H234ZM236 22H237V21H236ZM236 22H235V24H236ZM238 22H239V21H238ZM259 22H260V21H258V24H259ZM13 23H15V22H13ZM25 23H26V22H25ZM35 23H36V22H35ZM35 23H34V25H35ZM52 23H53V22H52ZM62 23H63V22H62ZM77 23H78V22H77ZM77 23H76V24H77ZM90 23L92 24V22H90ZM106 23H107V22H106ZM112 23H113V22H112ZM122 23H123V22H122ZM125 23H126V22H125ZM141 23H142V22H141ZM143 23H144V22H143ZM162 23H163V22H162ZM166 23H167V22H166ZM214 23H215V22H214ZM214 23H213V24H214ZM219 23H220V22H219ZM219 23H218V24H219ZM223 23H224V22H223ZM228 23H229V22H228ZM230 23H231V22H230ZM260 23H261V22H260ZM30 24H32V23H30ZM49 24H50V23H49ZM59 24H61V22H60ZM66 24H67V23H65V25H66ZM68 24H69V23H68ZM71 24H72V23H71ZM73 24H75V22H74ZM81 24H82V23H81ZM91 24H90V26L93 27ZM103 24H104V22H103ZM128 24H129V23H128ZM130 24H131V23H130ZM130 24H129V25H130ZM135 24H138V22H135ZM159 24L161 25V22L158 23L157 25H159ZM163 24H164V23H163ZM167 24H168V23H167ZM187 24H188V23H187ZM220 24H221V23H220ZM254 24H255V23H254ZM8 25H9V24H8ZM32 25H33V24H32ZM36 25H37V24H36ZM40 25H41V24H40ZM47 25H48V24H47ZM53 25H54V24H53ZM63 25H64V24H63ZM124 25H125V24H124ZM131 25H132V24H131ZM154 25H155V23H154ZM154 25H152V26L154 27ZM168 25H169V24H168ZM184 25H185V24H184ZM189 25H190V24H189ZM226 25L230 26L229 24H226ZM231 25H233V23H231ZM236 25H237V24H236ZM238 25H239V24H238ZM10 26H11V25H10ZM16 26H17V25H16ZM48 26H49V25H48ZM58 26H60V25H58ZM69 26H70V25H69ZM71 26H72V25H71ZM116 26H117V25H116ZM126 26H128V25H126ZM126 26H125V27H126ZM155 26H156V25H155ZM161 26H162V25H161ZM196 26H197V25H196ZM203 26H204V24H203ZM215 26H216V25H215ZM224 26H225V25H224ZM255 26H256V24H255ZM8 27H9V26H8ZM26 27H27V26H26ZM39 27H40V26H39ZM51 27H53V26H51ZM61 27H62V26H61ZM85 27H86V26H85ZM97 27H99V26L97 25ZM100 27L103 28L104 26H103V27L100 26ZM122 27H123V26H122ZM122 27H121V28H122ZM135 27H136V25H135ZM135 27L133 26L131 29H133V28H135ZM144 27H145V26H144ZM146 27H147V26H146ZM158 27H159V26H157V29L160 30V31H162V32L166 30V29H165V30H161V29L158 28ZM166 27H167V26H166ZM171 27H172V26H171ZM184 27H185V26H184ZM186 27H187V26H186ZM198 27H199V26H197V28H195V27H194V28H195V29H198ZM205 27H206V25H205ZM234 27H235V26H234ZM243 27H244V26H243ZM249 27H250V26H249ZM251 27H252V26H251ZM21 28H22V27H21ZM43 28H44V27H43ZM67 28H68V27H67ZM71 28H72V27H71ZM73 28H74V26H73ZM78 28H79V26H78ZM113 28H114V27H113ZM126 28H127V27H126ZM129 28H130V27H129ZM136 28H137V27H136ZM200 28H201V29H202V28L204 29V27H200ZM229 28H231V27H229ZM236 28H237V27H236ZM245 28H246V27H245ZM253 28H254V27H253ZM258 28H260V27L258 26ZM6 29H7V28H6ZM29 29H30V28H29ZM31 29H32V28H31ZM40 29H41V28H39V30H40ZM48 29H49V28H48ZM52 29H53V28H52ZM59 29H61V28H59ZM81 29H82V28H81ZM83 29H84L83 31H85V28H83ZM163 29H164V27H163ZM170 29H171V31H172L173 28H170ZM170 29H169V30L167 29V30L170 32ZM182 29H184V28H182ZM189 29H190V27H189ZM201 29H200V30H201ZM213 29H215V27H214ZM231 29H232V28H231ZM246 29H247V28H246ZM21 30H24V29H21ZM36 30H37V28H36ZM42 30H44V29H42ZM46 30H47V29H46ZM137 30H138V28H137ZM152 30H154V29H152ZM184 30L186 31V29H184ZM184 30H183V31H184ZM206 30H207V29H206ZM225 30H226V29H225ZM239 30H241V29H239ZM243 30H244V29H243ZM0 31H1V30H0ZM28 31L31 32V30H28ZM28 31H27V32H28ZM55 31H56V30H54V32H55ZM74 31H75V30H74ZM83 31H82V32H83ZM87 31H88V30H87ZM95 31H96V30H95ZM107 31H109V30H107ZM113 31H114V30H111V32H113ZM130 31H131V30H130ZM135 31H136V30H135ZM135 31H134V32H135ZM155 31H156V30H155ZM160 31H159V32H160ZM168 31H167V33H168ZM198 31H199V30H198ZM198 31H197V32H198ZM202 31H203V30H202ZM221 31H222V30H221ZM221 31H220V33H222ZM232 31H233V30H232ZM249 31H250V30H249ZM252 31H253V30H252ZM10 32H11V31H10ZM30 32H28V34H31ZM44 32H45V31H44ZM51 32H53V31H51ZM54 32H53V34H54ZM61 32H62V29H61ZM63 32H64V31H63ZM69 32H70V31H69ZM69 32H68V33H69ZM132 32H133V31H131V33H132ZM143 32H144V31H143ZM153 32H154V31H153ZM165 32H166V31H165ZM176 32H177V31H176ZM191 32H192V31H191ZM195 32H196V31H195ZM197 32H196V33H197ZM206 32H208V31H205L204 33H206ZM212 32H214V30H213ZM225 32H227V31H225ZM237 32H238V31H237ZM237 32H236V33H237ZM241 32H242V31H241ZM255 32H256V30H255ZM255 32H254V33H255ZM5 33H6V32H5ZM42 33H43V32H42ZM42 33H41V34H42ZM48 33H49V32H48ZM70 33L73 35L72 32H70ZM108 33H109V32H108ZM129 33H130V32H129ZM167 33H165V34L162 33V34H164L163 36H165V35L168 36ZM182 33H183V32H182ZM187 33H188V31H187ZM196 33H193V32H192L191 34H195V35H196ZM199 33H200V32H199ZM204 33H203V34H204ZM233 33H234V32H232V34H233ZM0 34H1V33H0ZM36 34H38V33H36ZM56 34H58V33H56ZM80 34H81V33H80ZM82 34H83V33H82ZM82 34H81V35H82ZM84 34H86V33L84 32ZM89 34H90V33H89ZM94 34H95V32H94ZM142 34H143V33H142ZM154 34H155L154 36H156V37L158 36L157 33H154ZM174 34H176V33H174ZM201 34H202V32H201ZM237 34H238V33H237ZM258 34H261L260 31H258ZM263 34H264V33H263ZM1 35H2V34H1ZM7 35H8V34H7ZM9 35H10V34H9ZM48 35H49V34H48ZM59 35H60V34H59ZM67 35H68V34L65 35V33H64V36H67ZM72 35H71L70 38H72ZM76 35H77V34H76ZM81 35H80V36H81ZM128 35L130 36V34H128ZM135 35H136V34H135ZM138 35H139V34H138ZM195 35H194V36H195ZM209 35H210V34H209ZM211 35H212V34H211ZM227 35H228V34H227ZM244 35H246V34H244ZM253 35H254V34H253ZM3 36H4V35H3ZM23 36H24V35H23ZM50 36H51V34H50ZM53 36H54V35H53ZM60 36H62V35H60ZM68 36H69V35H68ZM74 36H75V35H74ZM74 36H73V38H74ZM80 36H79V34H78V37H80ZM87 36H89V35L87 34ZM96 36H97V35H96ZM99 36H100V35H99ZM112 36H113V35H112ZM136 36H137V35H136ZM160 36H161V35H160ZM166 36H165V37H166ZM177 36H178V35H177ZM200 36H201V35H200ZM207 36H208V35H207ZM207 36H206V37H207ZM234 36H235V35H234ZM255 36L257 37V35H255ZM9 37H10V36H9ZM27 37H28V35H27ZM31 37H32V39L34 38V37H33V32H32V36H31ZM36 37H37V36H36ZM46 37H48V36H46ZM58 37H59V36H58ZM108 37H109V36H108ZM165 37L162 38V36H161L162 39H165ZM172 37H173V36H172ZM202 37H204V36H202ZM202 37H201V38H202ZM208 37H209V36H208ZM237 37H238V36H237ZM252 37H253V36H252ZM256 37H255V39H256ZM7 38H8V37H7ZM70 38H69V39H70ZM73 38H72V39H73ZM102 38H103V36H102ZM136 38H137V37H136ZM161 38H159V39H160L159 41H161ZM166 38H167V37H166ZM170 38H171V37H170ZM173 38H174V37H173ZM173 38H172V39H173ZM179 38H180V37H179ZM179 38H178V39H179ZM185 38H186V40H187V37H185ZM232 38H233V37H232ZM235 38H236V37H235ZM253 38H254V37H253ZM260 38H261V37H260ZM21 39H22V38H21ZM23 39H24V38H23ZM38 39H40V36L38 37ZM38 39H37V40H38ZM51 39H53V38H51ZM57 39H58V38H57ZM82 39H83V38H82ZM84 39H85V36H84ZM95 39H96L95 41H97V38H95ZM107 39H109V38H107ZM137 39H138V38H137ZM153 39H154V38H153ZM156 39H157V38H156ZM167 39H168V38H167ZM204 39H208V38H204ZM239 39H240V38H239ZM245 39H246V36H245ZM247 39H248V38H247ZM247 39H246V40H247ZM28 40H29V39H28ZM30 40H31V39H30ZM33 40H34V39H33ZM60 40H61V39H60ZM63 40H64V39H63ZM70 40H71V39H70ZM73 40H75V38H74ZM77 40L79 41V39H77ZM93 40H94V39H93ZM130 40H131V39H130ZM130 40H129V42H130ZM170 40H171V39H170ZM181 40H182V39H181ZM188 40H189V39H188ZM191 40H192V39H191ZM193 40H194V39H193ZM241 40H242V39H241ZM260 40H261V39H260ZM3 41H4V39H3ZM8 41H9V40H8ZM11 41H12V40H11ZM80 41H81V38H80ZM91 41H92V40H91ZM95 41H94V42H95ZM121 41H123V39H122ZM154 41H155V39H154ZM171 41H172V40H171ZM195 41H196V40H195ZM206 41L208 42V40H205L204 42H202V43H205V47H206ZM236 41L238 42V40H236ZM254 41H255V40H254ZM27 42H31V41H27ZM41 42H42V41H41ZM61 42H62V41H61ZM83 42H84V41H83ZM85 42H86V41H85ZM94 42H93V43H94ZM133 42H134V41H133ZM173 42H174V41H173ZM188 42H189V41H188ZM188 42H187V43H188ZM196 42H198V41H196ZM246 42H247V41H246ZM252 42H253V41H252ZM260 42H262V41H260ZM33 43H34V45H35V42H33ZM36 43H37V42H36ZM38 43H39V42H38ZM67 43H68V42H67ZM76 43H77V42H76ZM123 43H124V42H123ZM161 43H162V42H161ZM168 43H169V42H168ZM192 43H193V42H192ZM199 43H200V42H198V44H199ZM235 43H236V42H235ZM6 44H7V43H6ZM11 44H12V43H11ZM47 44H48V43H47ZM49 44H50V43H49ZM51 44H52V43H51ZM51 44H50V45H51ZM57 44H58V43H57ZM57 44H56V45H57ZM70 44H71V42H70ZM78 44H79V43H78ZM86 44H87V43H86ZM128 44H129V43H128ZM131 44H132V43H131ZM165 44H167V43L165 42L164 45H162V46H164V47H165V46L168 47V45H165ZM190 44H191V42H190ZM190 44H188L189 47H191V45H192V44H191V45H190ZM196 44H197V43H196ZM196 44H195V46H196ZM233 44H234V43H233ZM14 45H15V43H14ZM21 45H22V44H21ZM58 45H59V44H58ZM82 45H83V43H82ZM157 45H158V44H157ZM160 45H161V44H160ZM160 45H159V46H160ZM169 45H170V44H169ZM201 45H202V44H201ZM207 45H208V44H207ZM209 45H210V44H209ZM209 45H208V46H209ZM236 45H238L237 47H239V44L236 43L235 46H236ZM240 45H241V43H240ZM7 46H8V45H7ZM31 46H32V45H30L29 48H31ZM45 46H46V45H45ZM48 46H49V45H48ZM75 46H76V45H75ZM78 46H80V44H79ZM88 46L90 47L89 44H88ZM118 46H120V45H118ZM135 46H136V45H135ZM172 46H173V45H172ZM174 46H175V45H174ZM185 46H186V45H185ZM185 46H184V47H185ZM195 46H194V47H195ZM199 46H200V44H199ZM203 46H204V45H203ZM263 46H264V45H263ZM16 47H17V44H16ZM39 47H40V46H39ZM54 47H55V46H54ZM56 47H57V46H56ZM125 47L127 48V44H126ZM147 47H148V46H147ZM164 47H163V48H164ZM166 47H165V48H166ZM176 47L179 48L178 45H177ZM176 47H175V48H176ZM181 47H183V45H182ZM184 47H183L182 49L185 50ZM187 47H188V46H187ZM187 47H186V48H187ZM189 47H188L187 49H189ZM197 47H198V45H197ZM201 47H202V46H201ZM245 47H246V46H245ZM260 47H261V46H260ZM17 48H18V47H17ZM24 48H25V47H24ZM72 48H73V47H72ZM72 48H71V49H72ZM80 48H81V46H80ZM85 48H86V47H85ZM109 48H110V47H109ZM118 48H119V47H117V49H118ZM126 48H125V49H126ZM154 48H155V45H154ZM154 48H153V51H154ZM157 48H159V47L157 46ZM157 48H156V49H157ZM165 48L163 49V51L165 50ZM172 48H173V47H172ZM175 48H174V49H175ZM177 48H176V49H177ZM235 48H236V47H235ZM261 48H262V47H261ZM37 49H38V48H37ZM50 49H51V47H50ZM52 49H53V48H52ZM90 49H91V47H90ZM107 49H108V48H107ZM117 49H116V50H117ZM122 49H123V48H122ZM128 49H129V48H128ZM128 49H127V50H128ZM161 49H162V47H161ZM170 49H171V48H170ZM174 49H171V51L174 50ZM176 49H175V50H176ZM180 49H181V48H180ZM196 49H197V48H196ZM209 49H210V48H209ZM209 49H208V50H209ZM60 50H61V49H60ZM83 50H84V49H83ZM88 50H89V49H88ZM94 50H95V49H94ZM96 50H97V49H96ZM116 50H115V51H116ZM118 50H119V49H118ZM149 50H151V49L149 48ZM149 50H148V51H149ZM157 50H158V49H157ZM175 50H174V51H175ZM184 50H182V51L184 52ZM192 50H193V48L190 50L191 52H190L189 54L186 53L187 50H185V51H186V52H185V55L188 54V56H189L191 53L193 54ZM198 50H200V49H198ZM198 50H196L197 54L200 53V52H198ZM201 50H202V49H201ZM203 50H204V49H203ZM208 50H206L204 53L208 52ZM240 50H241V49H240ZM259 50H260V49H259ZM15 51H16V50H15ZM37 51H38V50H37ZM45 51H46V50H45ZM51 51H52V50H51ZM56 51H57V50H56ZM72 51H73V50H71V52H72ZM115 51L113 50V52H115ZM122 51H123V50H122ZM125 51H126V50H124V52H125ZM134 51H136V50H134ZM155 51H156V50H155ZM165 51H169V52H171L169 49H167V50H165ZM177 51H178V49H177ZM177 51H176V52H177ZM233 51L235 52V50H233ZM233 51L231 52V54L233 53ZM236 51H237V49H236ZM243 51H245V50H243ZM243 51H242V52H243ZM39 52H40V50H39ZM39 52H38V53H39ZM69 52H70V50H69ZM71 52H70V54H71ZM77 52H78V51H77ZM87 52H89V51H87ZM87 52H86V53H87ZM94 52H95V51H94ZM150 52H151V51H150ZM161 52H162V51H161ZM178 52H179V51H178ZM183 52H182V53H183ZM188 52H189V51H188ZM237 52H238V51H237ZM242 52H240V54H241ZM262 52H263V51H262ZM33 53H34V52H33ZM42 53H43V52H42ZM42 53H41V54H42ZM90 53H91V52H90ZM125 53H126V52H125ZM125 53H123V54H125ZM129 53H130V52H129ZM146 53H147V52H146ZM152 53H153V52H152ZM152 53H151V55H152ZM154 53H155V52H154ZM174 53H175V52H174ZM204 53H202V54H204ZM72 54H73V53H72ZM82 54H83V53H82ZM114 54H115V53H114ZM121 54H122V53H121ZM121 54H120V55H121ZM141 54H142V51H141ZM147 54H148V53H147ZM169 54H170V53H169ZM169 54H168V55H169ZM202 54H201V55H202ZM209 54H210V53H209ZM237 54H238V53H237ZM25 55H26V54H25ZM33 55H34V54H33ZM36 55H38V54H36ZM42 55H43V54H42ZM127 55H128V51H127V53H126V56H127ZM142 55H144V54H142ZM170 55H173V54H170ZM170 55H169V56H170ZM195 55H196V53H195ZM206 55H207V54H206ZM233 55H235V53H234ZM263 55H264V54H263ZM5 56H6V55H5ZM28 56H30V55H28ZM64 56H65L64 58H67L66 55H64ZM68 56H70V55H68ZM71 56H72V55H71ZM88 56H89V55H88ZM109 56H111V55H109ZM117 56H118V55H117ZM140 56H141V55H140ZM153 56H154V54H153ZM156 56H157V54H156ZM159 56H160V55H159ZM159 56H158V57H159ZM164 56H165V55L163 54V57H164ZM169 56H168V57H169ZM190 56L192 57V55H190ZM190 56H189V57H190ZM197 56H198V55H197ZM197 56H193L192 58L197 57ZM199 56H200V55H199ZM202 56H203V55H202ZM261 56H262V55H261ZM261 56H260V57H261ZM35 57H36V56H35ZM38 57H39V55H38ZM111 57H112V56H111ZM154 57H155V56H154ZM178 57H179V56H178ZM182 57H184V56H182ZM186 57H187V55L185 56V58H186ZM235 57H237V56H235ZM238 57H239V56H238ZM69 58H70V57H68V59H69ZM73 58H74V57H73ZM80 58H81V57H80ZM88 58H89V57H88ZM127 58H128V57H127ZM131 58H132V57H131ZM145 58H147V57H145ZM197 58H199V57H197ZM203 58H204V57H202V59H203ZM230 58H231V57H230ZM233 58H234V57H233ZM239 58H240V57H239ZM262 58H263V57H262ZM48 59H49V58H48ZM61 59H62V56H61ZM68 59H67V60H68ZM104 59H105V57H104ZM118 59H119V58H118ZM143 59H144V58H143ZM143 59H142V60H143ZM158 59H160V58H158ZM174 59H175V58H174ZM177 59H178V58H177ZM182 59H183V58H182ZM182 59H181V60H182ZM240 59H243V58H240ZM30 60H31V59H30ZM40 60H41V59H40ZM45 60H46V59H45ZM55 60H56V59H55ZM63 60H64V59H63ZM63 60H62V61H63ZM79 60H80V59H79ZM88 60H89V59H88ZM106 60H107V59H106ZM111 60H113V58H112ZM129 60H130V59H129ZM129 60H128V61H129ZM135 60H136V59H135ZM165 60H166V59H165ZM167 60H168V59H167ZM192 60H195V58L192 59ZM197 60H198V59H197ZM226 60H227V59H226ZM229 60H231V59H229ZM233 60H234V59H233ZM235 60H238V58L235 59ZM253 60H254V59H253ZM261 60L264 61V59H261ZM261 60H260V61H261ZM7 61H8V60H7ZM41 61H43V60H41ZM68 61H69V60H68ZM82 61H83V60H82ZM108 61H109V63L111 62L109 59H108ZM108 61H107V63H108ZM113 61H114V60H113ZM150 61H151V60H150ZM177 61H178V60H177ZM179 61H180V59H179ZM183 61H184V60H183ZM239 61H240V60H239ZM32 62H33V61H32ZM37 62H38V61H37ZM73 62H74V60H73ZM73 62H72V63H73ZM76 62H77V61H76ZM84 62H85V61H84ZM96 62H98V61H96ZM124 62H125V61H122L121 64H123ZM145 62H146V61H145ZM152 62H154V61H152ZM165 62H166V61H165ZM172 62H173V61H172ZM175 62H176V61H175ZM180 62H181V61H180ZM190 62H191V59H190ZM190 62H189V63H190ZM200 62L202 63L201 60H200ZM225 62H226V61H225ZM257 62H258V60H257ZM34 63H35V62H34ZM39 63H41V62L39 61ZM46 63L49 64L48 61H46ZM59 63H60V62H59ZM78 63H79V62H78ZM89 63H91V62H89ZM101 63H102V62H101ZM112 63H113V62H112ZM146 63H148V62H146ZM146 63H144V64H146ZM154 63H156V62H154ZM157 63H158V62H157ZM162 63H163V62H162ZM169 63H171V62H169ZM189 63H188V60H187V65L192 67L193 64L189 65ZM191 63H194V64H195L196 61H195V62L192 61ZM197 63H198V62H197ZM2 64H3V63H2ZM12 64H13V63H12ZM43 64H44V63H43ZM43 64H42V65H43ZM65 64H67V63H65ZM69 64H71V63L69 62ZM69 64H68V65H69ZM73 64H74V63H73ZM81 64H82V63H81ZM94 64H95V63H94ZM104 64H105V61H104V63H102V65H103L102 67H103V68L106 66V65H104ZM114 64H115V62H114ZM125 64H126V62H125ZM125 64H124V66H125V68H127ZM135 64H136V63H135ZM135 64H134V65H135ZM167 64H168V63H167ZM171 64H172V63H171ZM174 64H176V63H174ZM174 64H173V66H174ZM182 64H184V62H182ZM237 64H239V63H237ZM241 64H242V63H241ZM241 64H239V66H240ZM261 64H262V63H261ZM44 65H45V64H44ZM56 65H57V64H56ZM59 65H61V64H59ZM68 65H64V66H68ZM76 65H77V64H76ZM112 65H113V64H112ZM115 65H116V64H115ZM115 65H114V66H115ZM141 65H142V64H141ZM168 65H169V64H168ZM177 65H179V64H177ZM187 65H186V67H187ZM222 65H223V64H222ZM222 65H221V66H222ZM242 65H243V64H242ZM47 66H48V65H47ZM71 66H72V65H71ZM78 66H79V65H78ZM85 66H86V65H85ZM87 66H88L87 68H89V65H87ZM96 66H97V65H96ZM96 66H95V67H96ZM116 66H117V65H116ZM119 66H120V65H119ZM127 66L129 67V63H128ZM144 66H145V65H144ZM153 66H154V64H153ZM163 66H164V64H163ZM193 66H194V65H193ZM221 66H220V67H221ZM253 66H255V65H253ZM259 66H260V65H259ZM32 67H33V65H32ZM32 67H31V68H32ZM38 67H40V66H38ZM44 67H45V66H44ZM54 67H55V65H54ZM61 67H63V66H61ZM98 67H99V66H98ZM98 67H97V68H98ZM108 67H109V66H108ZM148 67H149V66H148ZM156 67H157V66H156ZM195 67H196V65H195ZM231 67H232V65H231ZM231 67H230V68H231ZM234 67H235V66H234ZM234 67H233V68H234ZM237 67H238V65H237ZM10 68H11V67H10ZM34 68H35V67H33V69H34ZM45 68H46V67H45ZM51 68L53 69V66H52ZM58 68H60V67L58 66ZM81 68H82V67H81ZM93 68H94V67H93ZM110 68H112V67H110ZM120 68H121V67H120ZM130 68H131V67H129V69H130ZM152 68H153V67H152ZM171 68H172V67H171ZM182 68H185V67H182ZM189 68H190V67H189ZM192 68H193V67H192ZM192 68H191V69H192ZM206 68H208V67H206ZM61 69H63V68H61ZM82 69H83V68H82ZM176 69H177V67L175 68V70H176ZM180 69H181V68L179 67V70H177V71H178V72L181 71ZM186 69H187V68H186ZM191 69H190V70H191ZM199 69H200V68H199ZM210 69H211V68H210ZM218 69H219V68H218ZM235 69H236V67H235ZM35 70H36V69H35ZM40 70H42V66H41V68L39 69V71H40ZM49 70H50V68H49ZM49 70H48V71H49ZM56 70H57V69H56ZM64 70H65V69H64ZM66 70H67V69H66ZM77 70H78V69H77ZM83 70H84V69H83ZM88 70H90V69H88ZM106 70H107V69H106ZM127 70H128V68H127ZM127 70H126V71H127ZM132 70H133V69H132ZM134 70H136V68H134ZM141 70H142V69H141ZM141 70H140V71H141ZM145 70H146V68H145ZM154 70H155V69H154ZM170 70H171V69H170ZM183 70H184V69H183ZM193 70H194V69H193ZM230 70H231L230 72H232L233 69H230ZM236 70H238V69H236ZM236 70H235V71H236ZM30 71H31V70H30ZM48 71H47V73H48ZM50 71H51V70H50ZM53 71H54V70H53ZM53 71H51V73H52ZM59 71H60V69H59ZM79 71H81V70L79 69ZM91 71H92V70H91ZM97 71H98V70H97ZM97 71H95V72H97ZM100 71H101V70H100ZM124 71H125V70H124ZM146 71H147V70H146ZM152 71H153V70H152ZM156 71H157V70H156ZM247 71H248V70H247ZM252 71L254 72V70H252ZM258 71H259V70H258ZM1 72H2V71H1ZM28 72H29V71H28ZM55 72H56V71H55ZM68 72H69V70H68ZM81 72H83V71H81ZM84 72H85V70H84ZM86 72H88V71H86ZM86 72H85V73H86ZM92 72H93V71H92ZM115 72H118V71H115ZM121 72H122V71H120V73H121ZM127 72H128V71H127ZM132 72H133V71H132ZM142 72H143V70H142ZM162 72H163V71H162ZM170 72H171V74H172V73H176V71H173V72H172V70H171ZM182 72H183V71H182ZM200 72H201V71H200ZM255 72H256V71H255ZM31 73H32V71H31ZM51 73H50V74H51ZM57 73H58V71H57ZM72 73H73V72H72ZM108 73H109V72H108ZM108 73H107V74H108ZM120 73L118 72V74H120ZM143 73H144V72H143ZM146 73H147V72H146ZM157 73H158V72H156V74H157ZM164 73H166V72H164ZM168 73H169V72H168ZM179 73H181V72H179ZM179 73H178V74H179ZM185 73H186L185 75L188 76V75H187V72H185ZM218 73H219V70H218ZM218 73H217V76H215V79H216L218 76H219V78H220V75H218ZM232 73H233V72H232ZM237 73H238V71H237ZM237 73H236V74H237ZM239 73H240V72H239ZM17 74H18V73H17ZM24 74H25V73H24ZM29 74H30V72H29ZM29 74L27 75V73H26V76H27V77L25 76V78H28ZM35 74H37V73L35 72ZM35 74H34V75H35ZM40 74H42L41 71H40ZM66 74H67V73H66ZM82 74H84V73H82ZM97 74H98V73H97ZM105 74H106V72H105ZM128 74H129V73H128ZM134 74H135V73H134ZM139 74H140V73H139ZM190 74H191V72H190ZM31 75H32V74H31ZM42 75H43V74H42ZM55 75H56V74H55ZM70 75H71V74H70ZM77 75H78V74H77ZM87 75H88V74H87ZM89 75H90V73H89ZM113 75H114V74H113ZM122 75H124V73L121 74L120 76H122ZM140 75H141V74H140ZM143 75H144V74H143ZM143 75H141V76H143ZM162 75H163V74H162ZM167 75H168V74H167ZM173 75H174V74H173ZM225 75H226V73H225ZM227 75H228V74H227ZM229 75H230V74H229ZM232 75H233V74H232ZM232 75H231V76H232ZM35 76H36V75H35ZM37 76H38V75H37ZM44 76H46V75H43V77H44ZM53 76H54V75H53ZM56 76H57V75H56ZM61 76H62V75H61ZM81 76H82V75H80V76L78 75V76H77V79H78L79 77H81ZM84 76L86 77V74L83 75V77H84ZM99 76H100V75H99ZM107 76H108V75H107ZM109 76L111 77V75H109ZM138 76H139V75H138ZM141 76H139V78H140ZM146 76H147V75L145 74V77H146ZM150 76H151V75H150ZM169 76H170V75H169ZM169 76H168V77H169ZM176 76H177V75H176ZM252 76H253V74H252ZM33 77H34V76H33ZM33 77H32L31 79H33ZM49 77H50V76H49ZM54 77H55V76H54ZM66 77H69V74L66 75ZM114 77H115V76H114ZM118 77H119V76H118ZM124 77H125V76H124ZM124 77H123V78H124ZM130 77H131V76H130ZM143 77H144V76H143ZM145 77H144L143 80L146 79ZM147 77H148V76H147ZM164 77H165V76H164ZM171 77H172V76H170V79H171ZM179 77H180V75H179ZM179 77H178V79H179ZM189 77H190V75H189ZM192 77H193V76H192ZM234 77H237V78H238L239 76H234ZM36 78H37V77H36ZM36 78H35V81L37 80ZM47 78H48V77H47ZM87 78H88V77H87ZM102 78H103V76H102ZM102 78H101V79H102ZM104 78H105V77H104ZM104 78H103V79H104ZM108 78H109V77H108ZM120 78H121V77H120ZM123 78H122V79H123ZM165 78H166V77H165ZM176 78H177V77H176ZM232 78H233V77H232ZM232 78H231V80H233ZM253 78H254V77H253ZM48 79H50V78H48ZM66 79H67V78H66ZM69 79H70V78H69ZM69 79H67V80L69 81ZM72 79H73L74 81H76V80H75L76 78H71L70 81H71ZM91 79H92V77H91ZM91 79H90V81H91ZM93 79H95V78H93ZM101 79H100V80H101ZM105 79H106V78H105ZM111 79H113V77H111ZM128 79L130 80V78H128ZM172 79H173V77H172ZM181 79H182V78H180L179 80H181ZM186 79H187V77H186ZM186 79H185V80H186ZM192 79H193V78H192ZM227 79H228V78H227ZM260 79H261V78H260ZM27 80H28V79H27ZM39 80H43V81H44L45 79H39ZM50 80H51V79H50ZM58 80H59V79H58ZM84 80H86V79L84 78ZM95 80H97V79H95ZM98 80H99V77H98ZM107 80H108V79H107ZM120 80H121V79H120ZM120 80H119V81H120ZM146 80H147V79H146ZM146 80H145V81H146ZM150 80H152V79H150ZM160 80H161V79H160ZM228 80H229V79H228ZM231 80H230V81H231ZM32 81H33V80H32ZM62 81H63V80H62ZM65 81H66V80H65ZM77 81H79V79H78ZM88 81H89V80H88ZM125 81H126V80H125ZM127 81H128V80H127ZM135 81H136V80H135ZM135 81L133 80V81H131V82H135ZM145 81H144V83H145ZM154 81H155V80H154ZM161 81H162V82H165L164 80H161ZM161 81H160V82H161ZM167 81H168V80H166V82H167ZM174 81H175V80H174ZM182 81H183V79H182ZM208 81H209V80H208ZM39 82H40V81H39ZM44 82H45V81H44ZM44 82H43V83H44ZM49 82H50V81H49ZM56 82H58V81L56 80ZM91 82H92V81H91ZM111 82H113V81H111ZM120 82H121V81H120ZM120 82H119V85L121 84ZM129 82H130V81H129ZM137 82L140 83V80L138 79ZM149 82H150V81H149ZM155 82H156V81H155ZM162 82H161V84H162ZM214 82H215V81H214ZM216 82H218V79L216 80ZM222 82H223V81H222ZM235 82H236V80H235ZM252 82H253V81H252ZM258 82H259V81H258ZM26 83H27V82H26ZM37 83H38V80H37ZM41 83H42V82H41ZM69 83H70V82H69ZM69 83H68V84H69ZM73 83H74V82H73ZM77 83H79L78 85H80V82H77ZM82 83H83V81H82ZM88 83H89V82H88ZM99 83H100V82H99ZM141 83L143 84V81H142ZM157 83H159V82H157ZM157 83H156V84H157ZM176 83L178 84V80H177ZM184 83H185V82H184ZM210 83H212V82H210ZM210 83H209V85H210ZM225 83H227V82H225ZM248 83H249V82H248ZM253 83H254V82H253ZM255 83L257 84V82H255ZM255 83H254V85H256ZM31 84H32V83H31ZM34 84H35V83H34ZM39 84H40V83H39ZM39 84H38V85H39ZM46 84H49V83H46ZM46 84H45V85H46ZM50 84H52V83H50ZM59 84H61V82H60ZM62 84H63V83H62ZM75 84H76V82L74 83V86H75ZM116 84H117V83H116ZM124 84H125V83H124ZM151 84H152V83H151ZM156 84H155V85H156ZM168 84H169V83H168ZM170 84H172V81H171ZM181 84H182V83H181ZM195 84H196V83H195ZM229 84H230V83H229ZM251 84H252V83H251ZM258 84H259V83H258ZM22 85H23V84H22ZM53 85H56V84H53ZM89 85H90V83H89ZM92 85H94V84H92ZM102 85H103V84H102ZM104 85H105V83H104ZM130 85H131V84H130ZM136 85H137V84H136ZM145 85H146V84H145ZM147 85H148V84H147ZM165 85H166V83H165ZM174 85H176L175 82H174ZM178 85H179V84H178ZM186 85H187V84H186ZM209 85H208V86H209ZM215 85H216V84L210 86V89H209V87H208L209 90H207V88H206V90L211 92V87H213V86H215ZM224 85H225V84H224ZM249 85H250V84H249ZM3 86H4V85H3ZM9 86H10V85H9ZM48 86H50V85H48ZM69 86L71 87L70 89H72V86H71V85H69ZM94 86H95V85H94ZM96 86H97V85H96ZM96 86H95V87H96ZM105 86H106V85H105ZM112 86H113V85H112ZM115 86H116V85H115ZM120 86H121V85H120ZM124 86H125V85H124ZM131 86H132V85H131ZM143 86H144V85H143ZM152 86H153V85H152ZM157 86H158V84H157ZM180 86H181V85H180ZM234 86H235V85H234ZM256 86H257V85H256ZM16 87H17V86H16ZM22 87H23V86H22ZM57 87H58L57 89H59V86H58V85H57ZM80 87H83V85H80ZM87 87H88V84H87ZM87 87H86V88H87ZM100 87H101V86H100ZM107 87H108V86H107ZM141 87H142V86L140 85V88H141ZM144 87H145V86H144ZM153 87H154V86H153ZM215 87L218 88V87H219L218 84H217ZM221 87H222V86H221ZM226 87H227V85H226ZM230 87H231V86H230ZM232 87H233V86H232ZM42 88H43V87H42ZM45 88H46V87H45ZM45 88H44V89H45ZM63 88H64V87H62V89H63ZM73 88H74V87H73ZM76 88H77V87H76ZM76 88H75V90H76ZM83 88H84V87H83ZM93 88H94V87H93ZM93 88H91V89H93ZM102 88H103V87H102ZM109 88H110V87H109ZM121 88H122V87H120V89H121ZM126 88H127V87H126ZM147 88H149V87H147ZM158 88H159V86H158ZM158 88H157V89H158ZM169 88H170V86H169ZM171 88H174V86L171 87ZM171 88H170V89H171ZM179 88H180V87H179ZM181 88H183V87H181ZM181 88H180V89H181ZM238 88H239V85H238ZM247 88H248V87H247ZM35 89H36V88H34L33 91H34ZM38 89H39V88H38ZM38 89H36V90H38ZM48 89H49V88H48ZM51 89H54V88H51ZM51 89H49V90H51ZM62 89H61V90H62ZM77 89H78V88H77ZM81 89H82V88H81ZM89 89H90V88L88 87V88H87V91H88V92H89ZM103 89H104V88H103ZM112 89H113V88H112ZM114 89H115V88H114ZM114 89H113V90H114ZM116 89H117V87H116ZM116 89H115V90H116ZM133 89H135V87H133ZM142 89H143V88H142ZM152 89H154V88H152ZM157 89H154L153 91L150 90V91H152V92L155 93V90L157 91ZM159 89H161V87H160ZM159 89H158V91H159ZM162 89H164V88H162ZM165 89H166V88H165ZM167 89H168V88H167ZM167 89H166V90H167ZM170 89H169V91H170ZM176 89H178V87H177ZM212 89H213V88H212ZM232 89H233V88H232ZM235 89H236V88H235ZM252 89L254 90L253 84H252ZM256 89H258V88L256 87ZM256 89H255V91H256ZM262 89H263V88H262ZM13 90H14V89H13ZM16 90H17V89H16ZM23 90H24V89H23ZM31 90H32V88H31ZM55 90H56V89H55ZM73 90H74V89H73ZM73 90H72V92H73ZM75 90H74V91H75ZM83 90H84V89H83ZM113 90H112V91H113ZM115 90H114V91H115ZM117 90H118V89H117ZM127 90H128V89H127ZM127 90H126V92H128ZM146 90H149V89H146ZM178 90H179V89H178ZM183 90H184V89H183ZM214 90H215V89H214ZM223 90H224V89H223ZM244 90H245V89H244ZM263 90H264V89H263ZM28 91H29V90H28ZM40 91H41V90H40ZM52 91H53V90H52ZM87 91H85V92H87ZM90 91H92V90H90ZM106 91H107V90H106ZM108 91H109V90H108ZM120 91H122V89H121V90H118V92H120ZM135 91H136V90H134L133 92H135ZM140 91H141V90H139L138 93H140ZM143 91H144V90H143ZM172 91H173V90H172ZM172 91H171V93H172ZM181 91H182V90H181ZM201 91H202V90H201ZM207 91H206V92H207ZM221 91H222V90H221ZM221 91H220V92H221ZM230 91H231V89H230ZM257 91H258V90H257ZM18 92H19V91H18ZM20 92H21V91H20ZM36 92H37V91H36ZM36 92H35V93H36ZM46 92H48V91L46 90ZM57 92L60 93L59 90H57ZM79 92H80V91H79ZM109 92H110V91H109ZM109 92H108V93H109ZM163 92H164V90H163ZM174 92H175V91H174ZM183 92H184V91H183ZM212 92H215V91L212 90ZM216 92H219V91L216 90ZM237 92H238V90H237ZM262 92H263V91H262ZM31 93H33V92L31 91ZM39 93H41V92H39ZM66 93H68V92H66ZM77 93H78V92H77ZM83 93H84V92H83ZM93 93H94V92H93ZM93 93H92V95H93ZM98 93H99V92H98ZM104 93H105V92H104ZM106 93H107V92H106ZM144 93H145V92H144ZM157 93H158V92H157ZM157 93H156V94H157ZM168 93H170V92H168ZM168 93H167V95H168ZM177 93H179V92L177 91ZM185 93H186V92H185ZM185 93H184V94H185ZM208 93H209V92H208ZM224 93L227 94V92H225V91H224ZM238 93L240 94V92H238ZM247 93H249V91H248ZM259 93H260V92H259ZM6 94H7V93H6ZM13 94H14V93H13ZM37 94H38V93H37ZM61 94H62V93H61ZM63 94L65 95V92H64ZM63 94H62V95H63ZM72 94H73V93H72ZM88 94H90V93H88ZM110 94H111V93H109V95H110ZM118 94H119V93H118ZM130 94L132 95V92H131ZM156 94H155V95H156ZM159 94H161V93H159ZM206 94H207V93H206ZM219 94H222V93H219ZM244 94H245V93H244ZM256 94H257V93H256ZM31 95L33 96V94H31ZM49 95H50V94H49ZM49 95H48V97H49ZM52 95H53L54 97H56L55 95H57V94H54V93H53ZM74 95L77 96L76 93H75ZM80 95L82 96V94H80ZM80 95H79V96H80ZM84 95H85V94H84ZM102 95H103V94H102ZM102 95H101V96H102ZM104 95H105V94H104ZM114 95H115V94H113V96H114ZM131 95H129V96H131ZM142 95H143V94H142ZM155 95H154V96H155ZM163 95H164V94H163ZM176 95H177V94H176ZM178 95H180V94H178ZM182 95H183V94H181V97H184V99H185L186 96H185V95L182 96ZM207 95H208V94H207ZM209 95H210V94H209ZM214 95H215V94H214ZM217 95H218V94H217ZM246 95L250 96L249 94H246ZM260 95H261V94H260ZM46 96H47V95H46ZM53 96H52V97H53ZM93 96H94V95H93ZM95 96H96V94H95ZM117 96L120 97V95H117ZM124 96H125V95H124ZM129 96H128V97H129ZM147 96L150 97V92H149V94H148ZM147 96H146V97H147ZM154 96H153V98H154ZM168 96H169V95H168ZM168 96H167V97H168ZM212 96H213V95H212ZM215 96H216V95H215ZM215 96L213 97V99H215ZM241 96H242V95H241ZM241 96H240V97H241ZM251 96H252V95H251ZM30 97H31V96H30ZM36 97H37V96H36ZM40 97H41V95H40ZM54 97H53V98H54ZM68 97H69V96H68ZM73 97H75V96H73ZM73 97H69V98H71V99H69V100H72ZM87 97H88V95H87ZM89 97H91V96H89ZM110 97H111V96H110ZM134 97H135V96H134ZM134 97H133V98H134ZM143 97H144V96H143ZM146 97H145V98H146ZM159 97H160V96H159ZM173 97H174V96H173ZM181 97H180V98H181ZM217 97H218V96H217ZM221 97H222V95H221ZM221 97H219V98H221ZM224 97H225V94H224ZM243 97H244V96H243ZM9 98H10V97H9ZM41 98H42V97H41ZM56 98H58V97H56ZM59 98H60V97H59ZM62 98H63V96H61V99H62ZM64 98H65V97H64ZM78 98H79V97H78ZM80 98H81V97H80ZM82 98H83V96H82ZM84 98H85V97H84ZM136 98H138V97H136ZM136 98H135V99H136ZM160 98H161V97H160ZM165 98H166V97H165ZM168 98H169V97H168ZM168 98H167V100H168ZM175 98H176V96H175ZM177 98H178V100L180 99L178 96H177ZM187 98H188V97H187ZM211 98H212V97H211ZM252 98H253V97H252ZM260 98H261V97H260ZM262 98H264V97H262ZM12 99H13V98H12ZM32 99H33V97H32ZM35 99H36V98H35ZM38 99H39V98H38ZM88 99H89V98H87V100H88ZM100 99H102V98H100ZM105 99H106V97H105ZM105 99H104V100H105ZM108 99H109V98H108ZM121 99H122V98H121ZM140 99H141V94H140ZM169 99H170V98H169ZM182 99H183V98H182ZM190 99H192V96L190 97ZM228 99H229V98H228ZM230 99H231V98H230ZM235 99H236V97H235ZM235 99H234V100H235ZM3 100H4V99H3ZM43 100H44V99H43ZM59 100H60V99H59ZM65 100H67V98H66ZM83 100H84V99H83ZM87 100H86V102H88L90 99H89L88 101H87ZM92 100H93V99H92ZM102 100H103V99H102ZM117 100H118V98H117ZM130 100H132V99L130 98ZM137 100H138V99H137ZM155 100H156V99H155ZM155 100H154V101H155ZM165 100H166V99H165ZM210 100H212V99H210ZM223 100H225V99H223ZM253 100H254V98H253ZM262 100H263V99H262ZM14 101H15V100H14ZM52 101H53V100H52ZM77 101H78V100H77ZM81 101H82V100H81ZM96 101H97V100H96ZM108 101H109V100H108ZM108 101H107V103L109 104ZM110 101H112V100L110 99ZM114 101H116V99H115ZM118 101H119V100H118ZM118 101H117V102H118ZM144 101H146V100H144ZM150 101H151V100H150ZM152 101H153V100H152ZM152 101H151V102H152ZM156 101H157V100H156ZM158 101H159V100H158ZM162 101H163V99H162ZM174 101H175V99H174ZM187 101H188V100H187ZM187 101H186V102H187ZM190 101H191V100H190ZM214 101H215V100H214ZM217 101H218V100H216V103H217ZM225 101H226V100H225ZM9 102H11V101H9ZM36 102H37V101H35V103H36ZM43 102H44V101H43ZM69 102H70V101H69ZM75 102H76V101H75ZM75 102H74V103H75ZM79 102H80V101H79ZM79 102H78V104H79ZM84 102H85V101H84ZM90 102H91V101H90ZM94 102H95V101H94ZM101 102H102V101H101ZM112 102H113V101H112ZM142 102H143V101H142ZM176 102H177V100H176ZM178 102H180V101H178ZM184 102H185V101H184ZM184 102H183V103H184ZM209 102L211 103V101H209ZM209 102H208V103H209ZM37 103H38V102H37ZM55 103H56V102H55ZM55 103H54V106H55ZM62 103H63V102H62ZM98 103H99V101H98ZM98 103L95 102V104H98ZM104 103H105V102H104ZM121 103H122V102H121ZM134 103H135V100H134ZM153 103H154V102H153ZM156 103H158V102H156ZM168 103H169V102H168ZM170 103H171V102H170ZM173 103H175V102H172L171 104H173ZM212 103H214V102H212ZM220 103H221V101H220ZM248 103L250 104V101H249ZM67 104H68V103H67ZM71 104H72V103H71ZM84 104H85V103H84ZM84 104H83V105H84ZM89 104L91 105V103H89ZM89 104H88V106H89ZM99 104H100V103H99ZM116 104H117V103H116ZM131 104H132V103H131ZM136 104H138V103H136ZM147 104H148V103H146V108H147V106L149 105V104H148V105H147ZM176 104L178 105V103H176ZM180 104H181V103H180ZM185 104H186V103H185ZM222 104H223V103H222ZM257 104H258V103H257ZM259 104H260V103H259ZM262 104H263V102H262ZM27 105H29V104H27ZM56 105H57V104H56ZM60 105H61V103H60ZM81 105H82V103H81ZM93 105H94V104H93ZM102 105H103V104H102ZM105 105H106V104H105ZM111 105H112V104H111ZM117 105H118V104H117ZM139 105H140V104H139ZM157 105H158V104H157ZM164 105H166V104H164ZM177 105H176V106H177ZM187 105H188V104H187ZM189 105H190V103H189ZM213 105H214V104H213ZM217 105H218V104H217ZM246 105H247V102H246ZM246 105H245V106H246ZM33 106H34V105H33ZM36 106H37V105H36ZM36 106H35V107H36ZM44 106H45V105H44ZM65 106H66V105H65ZM106 106H107V105H106ZM109 106H110V105H108V107H109ZM124 106H125V105H124ZM136 106H138V105H136ZM144 106H145V105H144ZM158 106H160V105H158ZM158 106H157V107H158ZM161 106H162V105H161ZM161 106H160V107H161ZM170 106H171V105H170ZM190 106H191V105H190ZM198 106H199V105H198ZM207 106H208V104H207ZM209 106H210V105H209ZM211 106H212V104H211ZM214 106H215V105H214ZM219 106H221V105L219 104ZM245 106H244V107H245ZM247 106H248V105H247ZM255 106H257V105H255ZM261 106H262V105H261ZM2 107H4V106H2ZM79 107H81V106L79 105ZM116 107H117V106H116ZM122 107H123V106H122ZM127 107H128V106H127ZM155 107H156V106H155ZM177 107H178V106H177ZM180 107H181V106H180ZM224 107H225V106H224ZM229 107H230V106H229ZM28 108L30 109V106H28ZM49 108H50V107H49ZM54 108H55V107H54ZM59 108H60V107H59ZM62 108H63V107H61L60 110H62ZM69 108H70V106H69ZM74 108H75V106H74ZM76 108H77V107H76ZM91 108H92V107H91ZM96 108H97V107H95V109H96ZM112 108H114V107H112ZM120 108H121V107H120ZM139 108H140V107H139ZM165 108H166V107H165ZM169 108H170V107H169ZM173 108H175V110H174V109H171V110H174V111L176 112V107H173ZM209 108H210V107H208V109H209ZM221 108H222V107H221ZM245 108H246V107H245ZM245 108H243V109H245ZM257 108H258V107H257ZM261 108H262V107H261ZM29 109H28V110H29ZM50 109H52V108H50ZM55 109H56V108H55ZM57 109H58V108H57ZM57 109H56V110H57ZM66 109H68V108L66 107ZM77 109H78V108H77ZM80 109H81V108H80ZM99 109H100V107H99ZM99 109H98V111H100ZM108 109H110V108H108ZM115 109H116V108H115ZM115 109H113V110H115ZM132 109H133V107H132ZM157 109H159V108H157ZM161 109H163V108L161 107ZM178 109H179V108H178ZM246 109H247V108H246ZM255 109H256V108H255ZM258 109H260V108H258ZM258 109H257V111H258ZM70 110H71V109H70ZM72 110H73V109H72ZM74 110H75V109H74ZM87 110H88V107H87ZM89 110H90V109H89ZM104 110H105V109H104ZM120 110H121V109H120ZM137 110H138V109H137ZM166 110H167V109H166ZM206 110H207V108H206ZM211 110H213V109L211 108ZM251 110H252V109H251ZM260 110H261V109H260ZM263 110H264V109H263ZM2 111H3V110H2ZM52 111H53V109H52ZM92 111L94 112V111H96V110H92ZM98 111H97V112H98ZM102 111H103V110L101 109V112H102ZM108 111H109V110H108ZM108 111H107V112H108ZM115 111H116V110H115ZM126 111H127V110H126ZM144 111H145V110H144ZM144 111H143V112H144ZM164 111H165V110H164ZM187 111H188V109H187ZM208 111H209V110H208ZM208 111H207V113H208ZM222 111H223V110H222ZM222 111H221V112H222ZM247 111H248V110H247ZM247 111L244 110L245 113H247ZM252 111H253V113H254V110H252ZM28 112H29V111H28ZM34 112H35V111H34ZM47 112H49V111H47ZM60 112H61V111H60ZM71 112H73V111H71ZM80 112H83V110H82V111L80 110ZM116 112H117V111H116ZM172 112H173V111H172ZM196 112H197V111H196ZM209 112L211 113L212 111H209ZM217 112H218V111H217ZM223 112H224V111H223ZM225 112H226V110H225ZM225 112H224V113H225ZM249 112H250V109H249ZM258 112H260V111H258ZM49 113H50V112H49ZM54 113H55V112H54ZM61 113H62V112H61ZM69 113H70V112H69ZM86 113H87V112H86ZM94 113H95V112H94ZM98 113H100V112H98ZM109 113H110V111H109ZM109 113H108V114H109ZM113 113H114V112H113ZM125 113H126V112H125ZM129 113H130V112H129ZM153 113H154V112H153ZM156 113H157V112H156ZM162 113L165 114V113H167V111H166L165 113H164V112H162ZM168 113H169V112H168ZM176 113H177V112H176ZM214 113H215V112H214ZM226 113H227V112H226ZM14 114H15V113H14ZM29 114H30V113H29ZM34 114H35V113H34ZM50 114H51V113H50ZM83 114H84V113H83ZM96 114H97V113H96ZM100 114H101V113H100ZM119 114H120V112H119ZM126 114H128V113H126ZM131 114H132V113H131ZM182 114H183V112H182ZM208 114H209V113H208ZM248 114H250V113H248ZM255 114H256V112H255ZM24 115H25V114H24ZM55 115H56V114H55ZM58 115H59V114H58ZM63 115H64V114H63ZM73 115H74V112H73ZM84 115H85V114H84ZM97 115H99V114H97ZM110 115H111V114H110ZM110 115H109V116H110ZM114 115H115V114H114ZM154 115H155V114H154ZM154 115H153V116H154ZM156 115H157V114H156ZM209 115H210V114H209ZM209 115H208V116H209ZM215 115H216V114H215ZM215 115L212 114V116H213L212 119L214 118ZM218 115H221V114H219V112H218ZM223 115H224V114H223ZM233 115H234V114H233ZM235 115H236V113H235ZM235 115H234V116H235ZM243 115H244V114H243ZM250 115H251V114H250ZM257 115H259V114L257 113ZM262 115H264V114H263V111H262ZM31 116H32V114H31ZM33 116H34V115H33ZM46 116H48V115H46ZM60 116H61V115H60ZM60 116H59V117H60ZM67 116H68V115H67ZM74 116H75V115H74ZM88 116H89V115H88ZM90 116H91V113H90ZM99 116H100V115H99ZM103 116H104V115H103ZM115 116H118V115H115ZM126 116H127V115H126ZM129 116L132 117L133 114H132V116H131V115H129ZM164 116H165V115H164ZM168 116H169V115H168ZM168 116H167V117H168ZM170 116H171V115H170ZM216 116H217V115H216ZM221 116H222V115H221ZM229 116H230V115H229ZM231 116H232V115H231ZM236 116H237V115H236ZM236 116H235V117H236ZM44 117H45V115H44ZM94 117H97V116H94ZM101 117H102V115H101ZM105 117H106V116H105ZM110 117H111V116H110ZM155 117L158 118L159 116H155ZM172 117H173V116H172ZM209 117H210V116H209ZM217 117H218V116H217ZM223 117H224V116H223ZM243 117H244V116H243ZM245 117H246V116H245ZM248 117H249V116H248ZM252 117H253V116H252ZM255 117H256V115H255ZM260 117H261V115H260ZM260 117H258V118H260ZM47 118H48V117H46V119H47ZM54 118H55V117H54ZM66 118H67V117H66ZM66 118H65V120H66ZM84 118L86 119V117H84ZM92 118H93V117H92ZM108 118H109V117H108ZM119 118H121V117H119ZM125 118H126V117H125ZM127 118H128V117H127ZM148 118H149V116H148ZM157 118H156V119H157ZM162 118H163V117H162ZM162 118H161V119L159 118V119L162 121ZM164 118H165V117H164ZM170 118H171V117H170ZM178 118H179V117H178ZM220 118H221V117H220ZM229 118H230V117H229ZM236 118H237V117H236ZM263 118H264V117H263ZM49 119H50V118H49ZM60 119H61V118H60ZM60 119H59V120H60ZM63 119H64V118H63ZM80 119H81V117H80ZM80 119H79L78 121H80ZM88 119H89V118H88ZM95 119H97V118H94V120H95ZM113 119H114V117H113ZM132 119H133V117H132ZM135 119H136V118H135ZM146 119H147V118H146ZM150 119H151V117H150ZM153 119H155V118H153ZM223 119H224V118H223ZM232 119H234V118H232ZM241 119H242V118H241ZM251 119H252V118H251ZM254 119H255V118H254ZM34 120H35V119H34ZM43 120H44V119H43ZM50 120H52V119H50ZM68 120H69V119H68ZM70 120H72V119H70ZM91 120H92V119H91ZM102 120H103V119H102ZM163 120H164V119H163ZM165 120H166V119H165ZM170 120H172V119H170ZM186 120H187V119H186ZM192 120H193V118H192ZM194 120H195V118H194ZM213 120H214V119H213ZM216 120H218V119L215 118V121H216ZM220 120H221V119H220ZM220 120L217 121V122H220ZM260 120H261V118H260ZM263 120H264V119H263ZM32 121H33V120H32ZM45 121H46V120H45ZM78 121H77V122H78ZM82 121H83V120H82ZM110 121H112V120H110ZM110 121H109V122H110ZM114 121H115V120H114ZM118 121H119V120H118ZM140 121H141V119H140ZM147 121L150 122V120H147ZM167 121H169V120H167ZM188 121L190 122L189 119H188ZM196 121H197V119H196ZM223 121H224V120H223ZM235 121H237V119H235ZM241 121H243V119L240 120V122L237 121L238 124L240 123V126H241V123H242ZM69 122H70V121H69ZM74 122H75V121H74ZM85 122H87V119H86ZM98 122H100V120H99ZM107 122H108V121H107ZM129 122H130V120H129ZM134 122H135V121H134ZM151 122H152V121H151ZM170 122H171V121H170ZM173 122H174V120H173ZM183 122H184V124H185V120H184V121L182 120L181 123H183ZM221 122H222V121H221ZM254 122H255V121H254ZM1 123H2V122H0V125H1ZM54 123H55V122H54ZM71 123H72V122H71ZM101 123H103V122H101ZM125 123H127V122H125ZM137 123H138V122H137ZM139 123H140V122H139ZM162 123H163V122H162ZM178 123H180V122H178ZM191 123H192V122H191ZM191 123H190V125H191ZM194 123H195V122H194ZM194 123H193V124H194ZM211 123H212V122H211ZM215 123H216V122H215ZM215 123H214V124H215ZM255 123H256V122H255ZM263 123H264V122H263ZM74 124H75V123H74ZM130 124H131V123H130ZM155 124H156V123H155ZM155 124H154V125H155ZM159 124H160V123H159ZM242 124L244 125V123H242ZM9 125H10V124H9ZM49 125H50V124H49ZM85 125H86V124H85ZM87 125H89V124H87ZM91 125H93V124H91ZM91 125H90V126H91ZM107 125H109V124H107ZM135 125H136V124H135ZM135 125H134V126H135ZM152 125H153V124H152ZM154 125H153L152 127H154ZM165 125H166V124H165ZM173 125H174V124H173ZM182 125H183V124H182ZM206 125H207V124H206ZM215 125H217V123H216ZM253 125H254V124H253ZM60 126H61V125H60ZM68 126H69V125H68ZM71 126H72V124L70 125V128H71ZM95 126H97V125H95ZM103 126H104V124H103ZM105 126H106V125H105ZM111 126H112V124H111ZM143 126H144V123H143ZM147 126H148V125H147ZM155 126H158V125H155ZM179 126H180V125H179ZM191 126H193V125H191ZM195 126H196V125H195ZM212 126H213V125H212ZM218 126H219V124H218ZM218 126H217V128H218ZM257 126H258V125H257ZM259 126H260V125H259ZM7 127H8V125H7ZM30 127H31V126H30ZM50 127H51V126H50ZM83 127H84V126H83ZM87 127H88V126H87ZM91 127H92V126H91ZM112 127H113V126H112ZM116 127H117V126H116ZM120 127H121V126H120ZM130 127L132 128V125H131ZM138 127H139V125H138ZM160 127H161V126H160ZM214 127H215V126H214ZM245 127H246V126H245ZM253 127H255V126H253ZM38 128H40V127L38 126ZM48 128H49V127H48ZM57 128H58V127H57ZM57 128H56V129H57ZM64 128H66V125H65ZM72 128H73V127H72ZM84 128H85V127H84ZM88 128H89V127H88ZM102 128H103V127H102ZM102 128L100 127V129H102ZM107 128H108V126H107ZM157 128H158V127H157ZM176 128H177V127H176ZM195 128H196V127H195ZM35 129H36V128H35ZM43 129H44V128H43ZM76 129H77V128H76ZM80 129H81V128H80ZM86 129H87V128H86ZM89 129H90V128H89ZM108 129H109V128H108ZM116 129H117V128H116ZM116 129H114V130L116 131ZM118 129H119V128H118ZM118 129H117V130H118ZM125 129H126V127H125ZM135 129H136V128H135ZM138 129H139V128H138ZM149 129H150V128H149ZM153 129H154V128H153ZM161 129H163V127L160 128V130H161ZM168 129H171V128H168ZM179 129H180V128H179ZM181 129H182V128H181ZM189 129H190V128H189ZM211 129H212V128H211ZM211 129H210V130H211ZM39 130H40V129H39ZM51 130H52V131H55V130H53V129H51ZM71 130H72V129H71ZM96 130H97V128H96ZM109 130H110V129H109ZM111 130H112V128H111ZM111 130H110V131H111ZM132 130H133V128H132ZM150 130H152V128H151ZM150 130H149V131H150ZM157 130H158V129H157ZM173 130H174V129H173ZM183 130L187 132V130L185 129V127L183 128ZM193 130H194V128H193ZM208 130H209V129H208ZM210 130H209V131H210ZM254 130H255V129H254ZM260 130H261V129H260ZM260 130H259V131H260ZM33 131H34V130H33ZM37 131H38V130H37ZM37 131H36V132H37ZM44 131H45V130H44ZM46 131H48V130L46 129ZM49 131H50V130H49ZM52 131H51V132H52ZM57 131H58V130H57ZM62 131H63V130H62ZM77 131H78V130H77ZM98 131H99V129H98ZM102 131H103V130H102ZM105 131H107V130H105ZM115 131H114V132H115ZM119 131H120V130H119ZM134 131H135V130H134ZM136 131H137V130H136ZM145 131H146V130H145ZM166 131H168V130H166ZM166 131H165V132H166ZM214 131H215V130H214ZM63 132H64V131H63ZM63 132H62V133H63ZM70 132H71V131H70ZM75 132H76V130H75ZM81 132H82V131H81ZM81 132H80V133H81ZM90 132H91V131H90ZM96 132H97V131H96ZM96 132H95V133H96ZM114 132H113V134H114ZM120 132H121V131H120ZM124 132H125V131H124ZM129 132H130V131H129ZM153 132H154V131H153ZM155 132H156V131H155ZM155 132H154V133H155ZM170 132H171V130H170ZM170 132H169V133H170ZM178 132H179V131H178ZM207 132H208V131H207ZM255 132H256V131H255ZM37 133H39V132H37ZM46 133H47V132H46ZM54 133H55V132H54ZM62 133H61V134H62ZM65 133H66V132H65ZM67 133H69V132L67 131ZM73 133H74V132H73ZM92 133H93V131H92ZM108 133H109V132H108ZM121 133H122V132H121ZM121 133H120V134H121ZM146 133H147V132H146ZM146 133L144 134V136H146ZM156 133H157V132H156ZM162 133H163V132L161 131L160 134H162ZM179 133H182V132H179ZM183 133H184V132H183ZM193 133H194V132H193ZM197 133H198V132L196 131V134H197ZM208 133H210V132H208ZM208 133L206 134V135L209 137V138L207 137V140L210 139V136H209ZM30 134H31V133H30ZM51 134H52V133H51ZM55 134H56V133H55ZM75 134H76V133H75ZM87 134H88V133H87ZM102 134H103V133H102ZM104 134H105V132H104ZM104 134H103V136H104ZM113 134H112V135H113ZM115 134H116V133H115ZM126 134H127V133H126ZM128 134H129V133H128ZM134 134H135V133H134ZM136 134H137V132H136ZM151 134H152V133H151ZM166 134H167V133H166ZM170 134H171V133H170ZM173 134H176V132H175V133L173 132ZM212 134H213V133H212ZM251 134H252V133H250V135H251ZM259 134H260V133H259ZM34 135H35V134H34ZM37 135H38V134H37ZM39 135H40V134H39ZM67 135H68V134H67ZM89 135H90V134H89ZM89 135H88V138H89ZM93 135H95V134H93ZM106 135H107V134H106ZM123 135H124V134H123ZM147 135H150V134L147 133ZM162 135H163V134H162ZM201 135H202V134H201ZM250 135H249V136H250ZM260 135H262V134H260ZM61 136H63V135H61ZM69 136H70V135H69ZM91 136H92V134H91ZM108 136H109V135H107V137H108ZM124 136H125V135H124ZM126 136H127V135H126ZM157 136H158V135H157ZM157 136H156V134H155V137H157ZM163 136H164V135H163ZM167 136H168V135H167ZM182 136L185 137L184 134H183ZM188 136H189V135H188ZM211 136H212V135H211ZM247 136H248V134H247ZM253 136H254V135H253ZM35 137H36V135H35ZM37 137H38V136H37ZM96 137H97V136H96ZM100 137H101V136H100ZM116 137H117V136H116ZM147 137H151V136H147ZM155 137H154V138H155ZM173 137H174V135H173L172 137L169 136V138H173ZM193 137H194V136H193ZM193 137H192L191 139H193ZM258 137H259V136H258ZM33 138H34V137H33ZM63 138H64V137H63ZM77 138H78V137H77ZM101 138H102V137H101ZM119 138H120V136H119ZM126 138H127V137H126ZM128 138H129V137H128ZM132 138H133V137H132ZM138 138H139V137H138ZM163 138H164V137H163ZM176 138H177V137H176ZM35 139H36V138H35ZM47 139L49 140V138H47ZM95 139H96V138H95ZM108 139H109V137H108ZM113 139H114V138H113ZM113 139H112V137H111V140H113ZM122 139H123V137H122ZM143 139H146V137L143 138ZM185 139H186V138H185ZM214 139H215V138H214ZM37 140H38V139H37ZM51 140H52V139H51ZM53 140H54V139H53ZM55 140H56V139H55ZM55 140H54V141H55ZM61 140H62V139H61ZM77 140H78V139H77ZM81 140H82V139H81ZM81 140H80V141H81ZM91 140H92V138H91ZM98 140H99V139H98ZM103 140H106V139L103 138ZM111 140H110V141H111ZM117 140H118V139H117ZM153 140H154V139H153ZM153 140H152L151 143H153ZM173 140L175 141L176 139L173 138ZM210 140H211V139H210ZM45 141H47V140H45ZM54 141H53V142H54ZM58 141H59V140H58ZM106 141H108V140H106ZM122 141L124 142V141H126V140H122ZM122 141H121V142H122ZM127 141H128V140H127ZM156 141H157V140H156ZM156 141H155V142H156ZM162 141H163V140H162ZM164 141H166V140H164ZM171 141H172V140H171ZM176 141H177V140H176ZM184 141H185V140H184ZM191 141H192V140H191ZM250 141H252V140H250ZM56 142H57V141H56ZM60 142H62V141H60ZM99 142H100V141H99ZM141 142H142V141H141ZM146 142H147V141H146ZM202 142H203V141H202ZM253 142H254V141H253ZM45 143H46V142H45ZM48 143H49V142H48ZM91 143H92V142H91ZM105 143H106V142H105ZM113 143H114V142H113ZM147 143L149 144V142H147ZM147 143H146V144H147ZM156 143H157V142H156ZM156 143H155V144H156ZM176 143H179V142L177 141ZM186 143H187V142H186ZM37 144H38V143H37ZM50 144H51V143H49V145H50ZM54 144H55V142H54ZM93 144H94V143H93ZM114 144H115V143H114ZM120 144H121V143H120ZM128 144H129V143H128ZM169 144H171V142H170ZM209 144H210V143H209ZM258 144H259V142H258ZM83 145H85V144H83ZM88 145H89V144H88ZM98 145H99V144H98ZM101 145H102V144H101ZM101 145H100V146H101ZM110 145H111V144H110ZM116 145H117V144H116ZM121 145H122V144H121ZM131 145H132V144H131ZM207 145H208V142H207ZM211 145H212V144H211ZM214 145H215V142H214ZM214 145H212L213 148H214ZM85 146L87 147V145H85ZM104 146H105V145H104ZM111 146H112V145H111ZM114 146H115V145H114ZM128 146H130V145H128ZM161 146H162V145H161ZM169 146H170V145H169ZM172 146H173V144H172ZM176 146H177V145H176ZM178 146H180V144H179ZM182 146H183V145H182ZM184 146H185V145H184ZM43 147H44V146H43ZM46 147H47V146H46ZM91 147H92V148H95V147H97V145H96L95 147H93V146H91ZM91 147H90V148H91ZM106 147H107V146H106ZM166 147H168V146H166ZM173 147H174V146H173ZM258 147H259V146H258ZM261 147H262V146H261ZM48 148H49V147H48ZM53 148H54V147H53ZM61 148H62V147H61ZM82 148H83V147H81V149H82ZM88 148H89V146H88ZM110 148H111V147H110ZM123 148H124V147H123ZM134 148H135V147H134ZM171 148H172V147H171ZM194 148H195V147H194ZM213 148H212V149H213ZM252 148H254V147H252ZM252 148H251V149H252ZM259 148H260V147H259ZM262 148H263V147H262ZM11 149H12V148H11ZM17 149H18V148H17ZM36 149H37V148H36ZM41 149H42V148H41ZM51 149H52V148H51ZM79 149H80V148H79ZM100 149H101V148H100ZM102 149H103V148H102ZM102 149H101V150H102ZM112 149H113V148H111L110 150H112ZM117 149H118V148H117ZM126 149H127V148H126ZM126 149H125V151H126ZM128 149H129V148H128ZM169 149H170V148H169ZM172 149H173V148H172ZM206 149L208 150V147H207ZM58 150H59V149H58ZM87 150H89V149H87ZM95 150H97V148H95ZM103 150H104V149H103ZM113 150H114V149H113ZM123 150H124V149H123ZM129 150H130V149H129ZM129 150H128V151H129ZM149 150H150V149H149ZM175 150H176V149H175ZM182 150H183V148H182ZM187 150H188V148H187ZM189 150H191V149H189ZM214 150H215V149H214ZM254 150H255V149H254ZM43 151H44V150H43ZM47 151H48V150H47ZM99 151H100V150H99ZM99 151H98V152H99ZM125 151H123V152L125 153ZM172 151H173V150H172ZM192 151H193V150H192ZM208 151H209V150H208ZM216 151H218V150H215V152H216ZM49 152H50V151H49ZM52 152H54V151H52ZM81 152H82V151H81ZM93 152H94V151H93ZM96 152H97V151H96ZM96 152H95V153H96ZM101 152H102V151H101ZM108 152H109V151H108ZM114 152H116V151H114ZM129 152H130V151H129ZM141 152H142V150H141ZM147 152H148V151H147ZM188 152H190V151H188ZM199 152H200V151H199ZM201 152H203V151H201ZM210 152H211V151H210ZM213 152H214V151H213ZM218 152H219V151H218ZM2 153H3V152H2ZM31 153H32V152H31ZM90 153H91V152H90ZM156 153H157V152H156ZM173 153H174V152H173ZM178 153H179V152H178ZM37 154L39 155V153H37ZM43 154H44V153H43ZM45 154H46V153H45ZM65 154H66V153H65ZM65 154H64V155H65ZM80 154H81V153H80ZM83 154H85V153H83ZM83 154H82V155H83ZM93 154H94V153H93ZM93 154H92V155H93ZM97 154H98V153H97ZM102 154H104V153H102ZM102 154H101V155H102ZM113 154H115V153L112 152V155H113ZM118 154H119V153H118ZM126 154H127V152H126ZM132 154H133V153H132ZM157 154H158V153H157ZM191 154H192V153H191ZM200 154H201V153H200ZM200 154H199V155H200ZM202 154H204V152H203ZM211 154H213V153L211 152ZM214 154H215V153H214ZM217 154H218V153H217ZM92 155H91V157H92ZM108 155H109V153H108ZM124 155H125V154H124ZM128 155H129V154H127V155H125V156H128ZM154 155H155V154H154ZM194 155H195V154H194ZM196 155H197V154H196ZM261 155H264V154L262 153ZM43 156H44V155H43ZM50 156H51V155H50ZM65 156H66V155H65ZM98 156H99V155H98ZM106 156H107V155H106ZM155 156H156V158H157V155H155ZM170 156H171V155H170ZM184 156H186V155H184ZM189 156H190V155H189ZM197 156H198V155H197ZM212 156H213V155H211L210 157H212ZM215 156H217V155H215ZM40 157H41V156H40ZM45 157H46V156H45ZM45 157H44V158H45ZM67 157H68V156H67ZM84 157H85V156H84ZM99 157H100V156H99ZM101 157H102V156H101ZM173 157H174V155H173ZM187 157H188V156H187ZM198 157H199V156H198ZM44 158H43V159H44ZM55 158H57V156H56ZM95 158H96V157H95ZM103 158H104V156H103ZM117 158H119V157H117ZM131 158H132V157H131V155H130V159H131ZM154 158H155V157H154ZM22 159H23V158H22ZM65 159H66V158H65ZM89 159L91 160V158H89ZM101 159H102V158H101ZM110 159H111V158H110ZM174 159H175V157H174ZM180 159H181V158H180ZM188 159H189V158H188ZM195 159H196V158H195ZM77 160H78V159H77ZM77 160H76V161H77ZM90 160H89V161H90ZM99 160H100V158H99ZM99 160H98V161H99ZM151 160H152V159H151ZM151 160H149V162H150ZM196 160H198V159H196ZM199 160H200V159H199ZM254 160H255V159H254ZM263 160H264V158H263ZM86 161H88V160H86ZM102 161H103V159H102ZM102 161H100V162H102ZM135 161H136V160H135ZM170 161H171V160H170ZM190 161H191V160H190ZM36 162H37V161H36ZM58 162H59V161H58ZM105 162H106V161H105ZM137 162H138V161H137ZM139 162H140V161H139ZM156 162H157V161H156ZM158 162H159V161H158ZM160 162H161V161H160ZM74 163H75V162H74ZM77 163H78V162H77ZM95 163H96V162H95ZM107 163H108V162H107ZM132 163H133V161H132ZM167 163H168V162H167ZM259 163H261V162H259ZM259 163H258V164H259ZM84 164H85V163H84ZM88 164H90V163H88ZM93 164H94V163H93ZM111 164H112V163H111ZM111 164H110V165H111ZM193 164H194V162H193ZM262 164L264 165V163H262ZM8 165H9V164H8ZM38 165H39V164H38ZM40 165H42V164H40ZM67 165H68V164H67ZM79 165H81V164H79ZM151 165H152V164H151ZM160 165H161V164H160ZM225 165H228V163L225 164ZM263 165H262V166H263ZM17 166H18V165H17ZM26 166H27V165H26ZM103 166H104V165H103ZM154 166H155V165H154ZM157 166H158V164H157ZM223 166H224V165H223ZM20 167H21V166H20ZM28 167H29V166H28ZM46 167H47V166H46ZM76 167H77V166H76ZM93 167H95V165H93ZM110 167H113V166H109V168H110ZM167 167H168V166H167ZM193 167H194V166H193ZM225 167H226V166H225ZM229 167H230V164H229ZM229 167H228V168H229ZM43 168H44V167H43ZM78 168H79V167H78ZM91 168H92V167H91ZM91 168H90V169H91ZM97 168H98V167H97ZM152 168H154V167L152 166ZM161 168H162V167H161ZM203 168H204V166H203ZM261 168H262V167H261ZM83 169H84V168H83ZM95 169H96V168H95ZM100 169H101V168H100ZM100 169H98V170H100ZM102 169L104 170V168H102ZM224 169H225V168H224ZM226 169H227V168H226ZM263 169H264V168H263ZM20 170H21V169H20ZM46 170H48V169H46ZM62 170H64V168H63ZM65 170H66V173H67V171L70 170V169L67 170V168H66ZM77 170H78V169H77ZM86 170H87V169H86ZM88 170H89V169H88ZM92 170H93V168H92ZM116 170H117V169H116ZM136 170H137V169H136ZM201 170H202V169H200L199 171H201ZM227 170H228V169H227ZM227 170H226V171H227ZM230 170H231V168H230ZM230 170H228V171H230ZM81 171H82V170H81ZM94 171H95V170H94ZM195 171H196V170H195ZM221 171H222V173H225V171H223V170H221ZM7 172H8V171H7ZM36 172H37V171H36ZM42 172H43V171H42ZM46 172H47V171H46ZM72 172H73V170H72ZM104 172H105V170H104ZM104 172H103V173H104ZM106 172H107V171H106ZM109 172H110V171H109ZM109 172H108V173H109ZM147 172H148V171H147ZM171 172H172V171H171ZM171 172H170V173H171ZM201 172H202V171H201ZM231 172H232V171H231ZM21 173L23 174V172H21ZM39 173H41V172L39 171V172H38V175H39ZM43 173H44V172H43ZM60 173H61V172H60ZM63 173L65 174V171H64ZM69 173H70V175H72L71 172H69ZM90 173H91V172H90ZM99 173H102V171H101V172L99 171ZM112 173H113V172H112ZM122 173H123V172H122ZM153 173H155V171H154ZM196 173H197V172H196ZM12 174H13V173H12ZM106 174H107V173H106ZM110 174H111V173H110ZM114 174H115V173H114ZM116 174H117V173H116ZM116 174H115V175H116ZM118 174H119V172H118ZM156 174H157V173H156ZM173 174H174V173H173ZM200 174H201V173H200ZM228 174H229V173H228ZM15 175H16V174H15ZM26 175H27V174H26ZM70 175H69V177H70ZM73 175H74V173H73ZM100 175H101V174H100ZM103 175H104V174H103ZM122 175H123V174H122ZM126 175H127V174H126ZM157 175H158V174H157ZM174 175H175V174H174ZM2 176H5V175H2ZM2 176H1V177H2ZM41 176H43V175H41ZM41 176H40V177H41ZM56 176H58V175H56ZM62 176H64V175H62ZM74 176H79V175H74ZM93 176H94V174H93ZM93 176H92V177H93ZM95 176H96V175H95ZM95 176H94V177H95ZM108 176H109V175H107V177H108ZM113 176H114V175H113ZM129 176H130V175H129ZM132 176H133V175H132ZM154 176H155V175H154ZM50 177H51V176H50ZM59 177H60V176H59ZM65 177H67V176H65ZM69 177H68V178H69ZM88 177H89V175H88ZM88 177H86V178H88ZM105 177H106V176H105ZM148 177H149V176H148ZM255 177H256V176H255ZM257 177H258L257 180H259V176H257ZM260 177H261V176H260ZM7 178H8V177H7ZM42 178H43V177H42ZM83 178H84V177H83ZM100 178H101V176H100ZM146 178H147V177H146ZM261 178H262V177H261ZM40 179H41V178H39V180H40ZM47 179H48V177H47ZM47 179H45V180H47ZM72 179H73V178H71V180H72ZM94 179H95V178H94ZM141 179H142V178H141ZM148 179H149V178H148ZM39 180H38V181H39ZM65 180H67V178H65ZM74 180H75V179H74ZM82 180H83V179H82ZM87 180H88V179H87ZM96 180H97V179H96ZM101 180H102V179H101ZM106 180H108V179H106ZM106 180H105V181H106ZM201 180H202V179H201ZM260 180H261V179H260ZM41 181H43V180H41ZM67 181H69V180H67ZM79 181H80V180H79ZM83 181H85V179H84ZM97 181H98V180H97ZM142 181H143V180H142ZM142 181H141V182H142ZM148 181H149V180H148ZM227 181H229V180H227ZM72 182H73V181H72ZM99 182H100V180H99ZM101 182H102V181H101ZM109 182H110V181H109ZM112 182H113V177H112ZM112 182H111V183H112ZM199 182H200V181H199ZM8 183H9V182H8ZM42 183L45 184V182H41V184H40L41 187H42ZM58 183H59V182H58ZM65 183L68 184L67 182H65ZM77 183H79V182H77ZM103 183H105L104 180H103ZM106 183H107V182H106ZM139 183H140V182H139ZM63 184H64V183H63ZM91 184H92V183H91ZM132 184H133V183H132ZM57 185H58V184H57ZM69 185H70V184H69ZM76 185L79 186V184H76ZM114 185H115V184H114ZM143 185H144V184H143ZM4 186H5V185H4ZM45 186H46V185H45ZM58 186H59V185H58ZM66 186H67V185H66ZM71 186H72V185H71ZM103 186L106 187V185H104V184H103ZM109 186H110V184H109ZM6 187H7V185H6ZM43 187H44V186H43ZM61 187H63V186H60V188H61ZM75 187H76V186H75ZM88 187H89V186H88ZM88 187H87V188H88ZM92 187H93V186H92ZM97 187H98V186H97ZM2 188H3V186H2L0 189L3 190ZM27 188H28V187H27ZM50 188H52V186H51ZM50 188H49V190H50ZM67 188H68V187H67ZM89 188H90V187H89ZM110 188H111V187H110ZM22 189H23V187H22ZM63 189H66V188L63 187L62 190H63ZM74 189H75V188H74ZM135 189H136V188H135ZM145 189H146V188H145ZM148 189H149V188H148ZM42 190L44 191L43 188H42ZM49 190H48V191H49ZM53 190H54V189H53ZM58 190H59V187H58ZM89 190H91V189H89ZM111 190H113V189H111ZM146 190H147V189H146ZM146 190H145V191H146ZM7 191H8V190H7ZM30 191H31V190H30ZM37 191H38V189H37ZM51 191H52V189H51ZM60 191H61V190H60ZM135 191H136V190H135ZM141 191H142V190H141ZM223 191H224V190H223ZM223 191H222V192H223ZM1 192H2V191H1ZM4 192H5V191H4ZM9 192H10V191H9ZM28 192H29V191H28ZM49 192H50V191H49ZM58 192H59V191H58ZM65 192H66V191H65ZM69 192H70V191H69ZM151 192H152V191H151ZM154 192H155V191H154ZM26 193H27V192H26ZM26 193H25V195H26ZM40 193H41V192H40ZM62 193H63V192H62ZM83 193H84V192H83ZM138 193H139V192H138ZM145 193H146V192H145ZM148 193H149V192H148ZM250 193H251V192H250ZM0 194H1V193H0ZM7 194H8V193H7ZM37 194H38V193H37ZM37 194H36V195H37ZM41 194H42V193H41ZM59 194H60V193H59ZM72 194H73V193H72ZM79 194H80V192H79ZM86 194H87V193H86ZM224 194H225V193H224ZM14 195H15V194H14ZM25 195H24V196H25ZM38 195H40V194H38ZM57 195H58V194H57ZM67 195H68V194H67ZM101 195H102V194H101ZM103 195H104V194H103ZM139 195H140V194H139ZM225 195H226V194H225ZM1 196H2V194H1ZM9 196H12V195L9 194ZM24 196H23V197H24ZM26 196H28V195H26ZM40 196H41V195H40ZM44 196H45V195H44ZM44 196H43V197H44ZM65 196H66V195H65ZM78 196H79V195H78ZM104 196H105V195H104ZM152 196H153V195H152ZM227 196L230 197V196L228 195V193H227L226 197H227ZM5 197H6V196H5ZM12 197H13V196H12ZM14 197H15V196H14ZM100 197H101V196H100ZM132 197H133V196H132ZM150 197H151V196H150ZM10 198H11V197H10ZM31 198H32V196H31ZM46 198H47V197H46ZM69 198H70V197H69ZM75 198H76L75 201L77 202V199H78V198H77V197H75ZM75 198H74V199H75ZM79 198H80V197H79ZM105 198H106V197H105ZM107 198H108V197H107ZM148 198H149V196H148ZM148 198H147V199H148ZM7 199H8V197H7ZM14 199H16V197H15ZM24 199H25V197H24ZM24 199H23V200H24ZM33 199L36 200V198H34V197H33ZM33 199H32V200H33ZM48 199H49V198H48ZM98 199H100V198H98ZM142 199H143V198H142ZM217 199H218V198H217ZM3 200H4V199H3ZM27 200H28V199H27ZM35 200H33V201H35ZM41 200H45V199H41ZM56 200H57V198H56ZM67 200H68V199H67ZM106 200H109V198L106 199ZM144 200H145V199H144ZM221 200H222V199H221ZM228 200H229V199H228ZM257 200H258V199H257ZM4 201L6 202V200H4ZM18 201H19V200H18ZM21 201H22V200H21ZM21 201H20V203H21ZM28 201H29V200H28ZM51 201H52V198H51ZM57 201H58V200H57ZM57 201H56V202H57ZM60 201H63V199H62V200L60 199ZM71 201H72V200H71ZM71 201H70V202H71ZM80 201H81V200H80ZM87 201H88V200H87ZM146 201H147V200H146ZM146 201H145V202H146ZM149 201H150V199H149ZM152 201H153V199H152ZM158 201H159V200H158ZM163 201H164V200H163ZM230 201H231V200H230ZM230 201H229V202H230ZM1 202H2V201H1ZM10 202H11V201H10ZM24 202H25V201H24ZM24 202H23V203H24ZM67 202H68V201H67ZM141 202H143V201H141ZM215 202H216V200H215ZM231 202H232V201H231ZM231 202H230V203H231ZM250 202H251V201H250ZM255 202H256V200H255ZM6 203H7V202H6ZM26 203H27V201H26ZM54 203H55V202H54ZM64 203H66V202H64ZM106 203H107V205H108L109 202H106ZM133 203H134V202H133ZM218 203L220 204V202H218ZM230 203H229V204H230ZM0 204H2V203H0ZM34 204H35V203H34ZM38 204H39V203H38ZM38 204H37L36 206H38ZM43 204H44V203H43ZM43 204H42V205H43ZM55 204H56V203H55ZM68 204H72V203H67L66 206H68ZM84 204H85V203H84ZM131 204H132V203H131ZM144 204H145V203H144ZM153 204H154V203H153ZM156 204H157V203H156ZM164 204H165V203H164ZM209 204H210V203H209ZM209 204H208V205H209ZM221 204H223V203H221ZM232 204H233V203H232ZM24 205H26V204H24ZM46 205H47V204H44L43 206L46 207ZM58 205H59V204H58ZM81 205H82V204H81ZM86 205H87V204H86ZM101 205H102V203H101ZM110 205H111V204H110ZM110 205H109V206H110ZM134 205H136V204H134ZM138 205H139V204H138ZM138 205H137V206H138ZM141 205H142V203H141ZM49 206H50V205H49ZM49 206H48V210H49ZM66 206H65V208H66ZM103 206H105V205L103 204ZM103 206H102V207H103ZM132 206H133V205H132ZM147 206H148V205H147ZM210 206H211V205H210ZM212 206H213V205H212ZM215 206H216V205H215ZM32 207H33V205H32ZM41 207H42V206H41ZM41 207H38L40 212H41V210H42V209L40 210ZM57 207H58V206H57ZM59 207H60V206H59ZM61 207H62V206H61ZM68 207H69V206H68ZM71 207H72V205H71ZM71 207H70V208H71ZM102 207H101V208H102ZM106 207H107V206H106ZM135 207H136V206H135ZM135 207H134V208H135ZM140 207H141V206H140ZM219 207H220V206H219ZM219 207H218V208H219ZM222 207H223V206H222ZM6 208H7V207H6ZM24 208H25V206H24ZM26 208H27V207H26ZM43 208H44V207H43ZM65 208H64V209H65ZM101 208H100V209H101ZM108 208H109V207H108ZM148 208H149V207H148ZM186 208H188V206H186ZM215 208H216V207H215ZM235 208H236V206H235ZM235 208H234V209H235ZM0 209H1V208H0ZM7 209H8V208H7ZM7 209H5V210H7ZM14 209H15V208H14ZM52 209H54V208H52ZM102 209L105 210V207L102 208ZM109 209H110V208H109ZM1 210H2V209H1ZM8 210H9V209H8ZM21 210H22V209L20 208V211H21ZM31 210H32V209H31ZM35 210H36V209H35ZM61 210H62V208H61ZM61 210H60V208H59V211H61ZM66 210H67V209H66ZM70 210H71V209H70ZM70 210H69V211H70ZM87 210H88V209H87ZM87 210H84V211H87ZM90 210H91V209H90ZM90 210H88V211H90ZM110 210H112V208H111ZM136 210H137V209H136ZM192 210H195V209H192ZM208 210H209V209H208ZM210 210H211V209H210ZM11 211H13V209H12ZM20 211H19V212H20ZM32 211H33V210H32ZM49 211L51 212V210H49ZM54 211H55V209H54ZM54 211H52V212H54ZM78 211H79V210H78ZM80 211H81V210H80ZM125 211H126V209H125ZM130 211H131V210H130ZM143 211H144V210H143ZM145 211H146V210H145ZM216 211H217V210H216ZM222 211H223V210H222ZM231 211H233V209H232ZM6 212H7V211H6ZM9 212H10V211H9ZM9 212H8V213H9ZM21 212H22V211H21ZM52 212H51V213H52ZM57 212H58V211H57ZM131 212H132V211H131ZM131 212H130V213H131ZM135 212H136V211H135ZM211 212H213V211H211ZM217 212H218V211H217ZM11 213H12V212H11ZM17 213H18V210H17ZM24 213H25V212H24ZM26 213H27V212H26ZM42 213H43V212H42ZM70 213H71V212H70ZM72 213H73V212H72ZM72 213H71V214H72ZM74 213H75V212H74ZM104 213H106V212H104ZM104 213H103V214H104ZM130 213H129V214H130ZM189 213H190V212H189ZM198 213L200 214V212H198ZM43 214H44V213H43ZM43 214H42V215H43ZM54 214H56V213H54ZM60 214H62V213H60ZM68 214H69V213H68ZM75 214H76V213H75ZM75 214H74V215H75ZM87 214L89 215V213H87ZM90 214H91V213H90ZM107 214H109V213H107ZM123 214H125V213L123 212ZM129 214H128V215H129ZM217 214H218V213H217ZM28 215H29V214H28ZM42 215H41V216H42ZM47 215H50V214H47ZM62 215H63V214H62ZM72 215H73V214H72ZM78 215H79V213H78ZM80 215H82V214H80ZM80 215H79L78 217H80ZM105 215H106V214H105ZM128 215H127V216H128ZM140 215H141V214H140ZM152 215H153V214H152ZM16 216H17V215H16ZM20 216H21V215H19V216L16 217V218H19ZM23 216H24V214H23ZM23 216H21V217H23ZM35 216H36V215H35ZM44 216H45V215H44ZM53 216H54V215H52V217H53ZM67 216H68V215H67ZM67 216H66V218H67ZM69 216H70V215H69ZM75 216H76V215H75ZM84 216H86V215H84ZM89 216H90V215H89ZM100 216H101V214H100ZM123 216H124V215H123ZM129 216H130V215H129ZM133 216H135V215H133ZM24 217H25V216H24ZM36 217H37V216H36ZM46 217H47V216H45V218H46ZM52 217H50V218H52ZM81 217H82V216H81ZM87 217H88V216H87ZM16 218H15V221H14V222H17V221H16ZM25 218H26V217H25ZM43 218H44V217H43ZM45 218H44V221L46 222V219H45ZM50 218H49V219H50ZM70 218H71V216H70ZM76 218H77V216H76ZM76 218H75V219H76ZM82 218H83V217H82ZM93 218H94V217H93ZM93 218H92V219H93ZM126 218H127V217H126ZM136 218H137V217H136ZM136 218H135V219H136ZM190 218H192V217H190ZM205 218H206V217H205ZM205 218H204V216H201V215H200V217H199V223H204V222H205ZM7 219H8V218H7ZM13 219H14V218H13ZM21 219H22V218H20V220H21ZM26 219H27V218H26ZM37 219H38V217H37ZM47 219H48V218H47ZM52 219H53V218H52ZM52 219H50V221H51ZM56 219H59V218L56 217ZM56 219H55V220H56ZM67 219H68V218H67ZM67 219H65V220H67ZM80 219H81V218H80ZM83 219H84V218H83ZM86 219H87V218H86ZM142 219H144V218H142ZM10 220H11V219H10ZM28 220H29V219H28ZM32 220H33V217H32ZM32 220H31V221H32ZM34 220H35V218H34ZM90 220H91V219H90ZM124 220H125V219H124ZM136 220H137V219H136ZM180 220H181V219H180ZM185 220H186V219H185ZM188 220H189V219H188ZM191 220H192V219H191ZM257 220H258V218H257ZM18 221H19V219H18ZM21 221H22V220H21ZM31 221H30V223H31ZM60 221H61V220H60ZM67 221H69V220H67ZM72 221H73V220H72ZM82 221H83V220H82ZM141 221L144 223L143 220H141ZM186 221H187V220H186ZM197 221H198V220H197ZM7 222H8V221H7ZM7 222H6V224H7ZM11 222H12V221H11ZM19 222H20V221H19ZM34 222H35V221H34ZM40 222H42V221H40ZM64 222H65V221H64ZM70 222H71V221H70ZM75 222H76V221H75ZM78 222H79V221H78ZM103 222H104V221H103ZM124 222H125V221H124ZM139 222H140V221H139ZM142 222H140V223H142ZM195 222H196V221H195ZM253 222H254V221H253ZM253 222H252V220H251V223H253ZM0 223L2 224V223H3V220H0ZM4 223H5V222H4ZM8 223H9V222H8ZM24 223H25V222H24ZM26 223H27V220H26ZM30 223H29V224H30ZM42 223H43V222H42ZM42 223H41V224H42ZM68 223H69V222H68ZM88 223H90V222H88ZM130 223H131V222H130ZM130 223H129V224H130ZM176 223H177V222H176ZM188 223H190V222H188ZM196 223H197V222H196ZM196 223H195L194 225H196ZM1 224H0V225H1ZM32 224H34V223H32ZM53 224H54V223H53ZM61 224H62V223H61ZM81 224H82V223H81ZM81 224H80V227L82 226ZM83 224H84V223H83ZM93 224H94V223H93ZM103 224H104V223H103ZM121 224L123 225V223H121ZM131 224H133V223H131ZM134 224H135V222H134ZM148 224H149V223H148ZM148 224H147V225H148ZM166 224H167V223H166ZM260 224H261V223H260ZM7 225H8V224H7ZM34 225H35V224H34ZM38 225H39V224H38ZM43 225H44V224H43ZM49 225H50V224H49ZM49 225H48V226H49ZM67 225H69V224H67ZM71 225H72V223H71ZM136 225H137V223H136ZM145 225H146V224H145ZM188 225H189V224H188ZM190 225H191V224H190ZM256 225H257V224H256ZM256 225L254 224V226H256ZM1 226H3V225H1ZM4 226H6V225L4 224ZM26 226H28V225L26 224ZM36 226H37V225H36ZM45 226H46V225H45ZM56 226H58V225H56ZM73 226H74V224H73L71 227H73ZM91 226H92V225H91ZM127 226H128V225H127ZM138 226H139V225H138ZM185 226H186V225H185ZM191 226H192V225H191ZM10 227H11V226H10ZM67 227H68V226H67ZM71 227H69V228H71ZM74 227H75V226H74ZM74 227H73V228H74ZM78 227H79V226H78ZM78 227H76V228H78ZM80 227H79V229H80ZM83 227H85V226L83 225ZM111 227H112V226H111ZM132 227H133V226H132ZM142 227H143V226H142ZM142 227H141V228H142ZM189 227H190V226H189ZM196 227H197V225H196ZM262 227H263V226H262ZM33 228H34V227H33ZM33 228H32V229H33ZM37 228H38V227H37ZM39 228H40V227H39ZM39 228H38V229H39ZM46 228H47V227H46ZM49 228H52V227L49 226ZM49 228H48V229H49ZM56 228L58 229L59 227H56ZM63 228H64V227H63ZM69 228H68V229H69ZM92 228H93V227H92ZM107 228H109V227H107ZM134 228H136V227H134ZM181 228H182V227H181ZM250 228H251V227H250ZM256 228H257V227H256ZM35 229H36V228H35ZM42 229H43V228H42ZM79 229H78V230H79ZM84 229H85V228H84ZM87 229H88V228H87ZM90 229H91V228H90ZM103 229H104V227H103ZM109 229H111V228H109ZM128 229H129V227H128ZM143 229H144V228H143ZM143 229H142V230H143ZM186 229H187V228H186ZM192 229H193V228H192ZM198 229H200V227H199ZM257 229H258V228H257ZM259 229H261V227H260ZM7 230H8V229H7ZM10 230H12V229H10ZM26 230H27V229H26ZM49 230H50V229H49ZM64 230H65V229H64ZM64 230L62 229V233H63V234L66 232L67 229L65 230V232H63ZM74 230H75V229H74ZM92 230H93V229H92ZM112 230H114L113 227H112ZM123 230H124V228H123ZM125 230H126V233H128V232H127V229H125ZM135 230H136V229H135ZM138 230H139V227H138ZM138 230H137V231H138ZM188 230H190V229H188ZM34 231H35V230H34ZM34 231H33V232H34ZM46 231H47V230H46ZM46 231H45V233H46ZM59 231H60V229H59ZM67 231H68V230H67ZM75 231H77V229H76ZM82 231L84 232L85 230L82 229ZM88 231H89V230H88ZM128 231H129V230H128ZM144 231H145V229H144ZM183 231H184V230H183ZM185 231L188 232L187 230H185ZM195 231L197 232V230H195ZM202 231H203V230H202ZM250 231H251V230H250ZM262 231H263V230H262ZM262 231H261V232H262ZM2 232H3V231H2ZM2 232H1V233H2ZM5 232H6V234L8 235L7 232H9V231H5ZM28 232H29V231H26V233H28ZM30 232H31V231H30ZM30 232H29V234H31ZM39 232H40V231H39ZM53 232H54V231H52L51 234H53ZM73 232H74V231H73ZM85 232H86V231H85ZM90 232L92 233L93 231H90ZM90 232H89V233H90ZM123 232L125 233V231H123ZM135 232H136V231H135ZM148 232H149V230H148ZM154 232H155V231H154ZM190 232H191V231H190ZM190 232H189V233H190ZM193 232H194V231H193ZM205 232H206V230H205ZM255 232H256V231H255ZM9 233L11 234V232H9ZM40 233H42V231H41ZM43 233H44V232H43ZM48 233H49V232H48ZM70 233H71V232H69V234H70ZM89 233H88V234H89ZM111 233H112V232H111ZM139 233H141V230H140ZM211 233H212V232H211ZM6 234H5V237H6ZM33 234H35V232H34ZM46 234H47V233H46ZM49 234H50V233H49ZM54 234H55V233H54ZM60 234H61V233H60ZM88 234H87V235H88ZM109 234H110V233H109ZM129 234H131V233H129ZM192 234H193V233H192ZM201 234H202V233H201ZM206 234H207V233H206ZM26 235H27V234H26ZM26 235H25V237H26ZM36 235H37V234H36ZM43 235H44V234H43ZM56 235H58V232H57ZM67 235H68V234H66V236H67ZM71 235H74V234L71 233ZM78 235H79V234H78ZM78 235H77V236H78ZM90 235H91V234H90ZM126 235H127V234H126ZM149 235H150V234H148V236H149ZM151 235H153V234H151ZM151 235H150V236H151ZM186 235H187V234H186ZM209 235H210V234H209ZM224 235H225V234H224ZM257 235H259V234L257 233ZM257 235H255V236L257 237ZM59 236H60V235H59ZM59 236H57V237H59ZM83 236H84V234H83ZM112 236H113V235H112ZM188 236H189V235H188ZM197 236H198V235H197ZM197 236H196V237H197ZM213 236L216 237L215 235H213ZM255 236H254V237H255ZM261 236H262V235H261ZM14 237H17V236L15 235ZM23 237H24V236H23ZM38 237H39V233H38ZM50 237H51V236H50ZM52 237H55V235H53ZM57 237H56V238H57ZM67 237H68V236H67ZM71 237H72V236H71ZM81 237H82V236H81ZM84 237H85V236H84ZM89 237H90V236H89ZM91 237H92V236H91ZM91 237H90V238H91ZM104 237H105V235H104ZM107 237H108V236H107ZM110 237H111V234H110ZM113 237H114V236H113ZM115 237H117V236H115ZM145 237H146V235H145ZM156 237H158V236H156ZM17 238H18V237H17ZM47 238H48V237H47ZM56 238H55V239H56ZM61 238H62V237H61ZM68 238H69V237H68ZM75 238H76V237H75ZM75 238H73V239H75ZM193 238H194V237H193ZM209 238H210V237H209ZM242 238H243V237H242ZM244 238H245V237H244ZM257 238H258V237H257ZM259 238H260V237H259ZM263 238H264V237H263ZM263 238H262V239H263ZM27 239H28V238H27ZM42 239H43V238H42ZM44 239H45V238H44ZM48 239H49V238H48ZM57 239H58V238H57ZM66 239H67V238H66ZM83 239H84V238H82V240H83ZM87 239H88V238H86L85 240L87 241ZM91 239H92V238H91ZM210 239L213 240L212 238H210ZM262 239H261V240H262ZM7 240H8V243H10L12 239H11L10 241H9V239H7ZM7 240H6V241H7ZM15 240H16V238H15ZM21 240H22V239H21ZM25 240H26V238H25ZM29 240H30V239H29ZM35 240H36V239H35ZM46 240H47V239H46ZM58 240H59V239H58ZM71 240H72V239H71ZM71 240H70V241H71ZM78 240H80V239H78ZM147 240H148V239H147ZM196 240H197V239H196ZM215 240H217V239H215ZM259 240H260V239H259ZM259 240L257 239L258 243H259ZM49 241H50V239H49ZM59 241H60V240H59ZM72 241H73V240H72ZM76 241H77V240H76ZM145 241H146V240H145ZM197 241H198V240H197ZM199 241H200V240H199ZM202 241H203V240H202ZM202 241H201V242H202ZM242 241H243V239H242ZM14 242H16V241H14ZM19 242H20V241H19ZM26 242H27V241H26ZM31 242H32V241H31ZM33 242H34V240H33ZM36 242H37V240H36ZM44 242H45V241H44ZM51 242H52V241H51ZM51 242H50V243H51ZM60 242H61V241H60ZM74 242H75V241H74ZM74 242H73V243H74ZM203 242H204V241H203ZM220 242H221V241H220ZM228 242H229V241H228ZM29 243H30V242H29ZM40 243H41V242H40ZM46 243H47V242H46ZM48 243H49V242H48ZM55 243H57V240H56ZM68 243H69V241H68ZM73 243H72V244H73ZM20 244H21V243H20ZM25 244H27V243H25ZM30 244H32V243H30ZM35 244H36V243H35ZM38 244H39V243H38ZM75 244H76V243H75ZM222 244H223V243H222ZM246 244H247V243H246ZM8 245H10V244H7V246H8ZM36 245H37V244H36ZM59 245H60V244H59ZM61 245H62V244H61ZM61 245H60V248L62 249ZM63 245H66V244H63ZM193 245H195V244H193ZM11 246H12V245H11ZM18 246H20V245H18ZM33 246H34V244H33ZM40 246H41V245H40ZM42 246H43V245H42ZM42 246H41V248H42ZM44 246H46V245L44 244ZM44 246H43V247H44ZM50 246H51V245H50ZM52 246H54V245L52 244ZM67 246H68V245H67ZM88 246H89V245H88ZM175 246H176V245H175ZM256 246H257V245H256ZM2 247H3V246H2ZM2 247H0V249H1ZM23 247H24V246H23ZM26 247H27V246H26ZM28 247H29V246H28ZM35 247H36V246H35ZM57 247H58V246H57ZM71 247H72V245H71ZM242 247L245 248V244H244V246H242ZM16 248H18V247H16ZM16 248H15V249H16ZM38 248H39V247H38ZM38 248H37V249H38ZM53 248H54V247H53ZM60 248H56V249H59V250H60ZM74 248H75V246H74ZM222 248H223V247H222ZM12 249H13V247H12ZM21 249H22V248H21ZM35 249H36V248H35ZM39 249H40V248H39ZM48 249L50 250V247H49ZM51 249H52V248H51ZM54 249H55V248H54ZM223 249H224V248H223ZM3 250H4V249H2V250H0V251H3ZM5 250H7V248H6ZM24 250H25V252H27L26 250H28V249L25 248ZM24 250H22V251H24ZM29 250H31V249H29ZM29 250H28V253H29ZM40 250H41V249H40ZM77 250H78V249H77ZM243 250H244V249H243ZM255 250H256V249H255ZM10 251H12V250H10ZM35 251H36V250H35ZM43 251H44V249H43ZM51 251H53V250H51ZM55 251H57V250H55ZM261 251H262V250H261ZM261 251H260V252H261ZM12 252H13V251H12ZM12 252L9 253V254H12ZM15 252H16V251H15ZM39 252H40V251H39ZM44 252H45V251H44ZM57 252H59V251H57ZM191 252H192V251H191ZM230 252H231V251H229V253H230ZM257 252H258V251H257ZM3 253H4V252H3ZM47 253H48V251H47ZM53 253H54V252H53ZM178 253H179V252H178ZM226 253H227V251H226ZM226 253H225V254H226ZM0 254H2V253H0ZM7 254H8V253H7ZM7 254L4 253V255H6V256H7ZM9 254H8V256H9ZM16 254H17V253H16ZM22 254H23V253H22ZM33 254H34V253H33ZM33 254H32V255H33ZM36 254H37V253H36ZM40 254H41V253H40ZM54 254H58V253L55 252ZM54 254H53V255H54ZM59 254H60V253H59ZM257 254H258V253H257ZM25 255H26V253H25ZM48 255H49V254H48ZM50 255H52V254L50 253ZM61 255H62V252H61ZM8 256H7V257H8ZM10 256H11V255H10ZM13 256H14V255H13ZM28 256H30V255H28ZM57 256H58V255H57ZM57 256H56V257H57ZM258 256H259V255H258ZM16 257H17V255H16ZM26 257H27V256H26ZM41 257H42V256H41ZM0 258H2V257H0ZM10 258H11V257H10ZM14 258H15V257H14ZM14 258H13V259H14ZM29 258H30V257H29ZM32 258H33V257H32ZM36 258H37V257H36ZM36 258H35V260H36ZM43 258H44V257L41 258L42 261H43ZM46 258H47V257L45 256V258H44L45 261H46ZM49 258H50V256H49ZM49 258H48V260H49ZM18 259H19V258H18ZM27 259H28V258H27ZM37 259L39 260L40 258H37ZM55 259H56V258H55ZM57 259H58V258H57ZM22 260H24L23 257H22ZM31 260H32V259H31ZM41 260H39V261H41ZM8 261H9V259H8ZM16 261H17V260H16ZM16 261H15V262H16ZM20 261H21V260H20ZM42 261H41L40 263H42ZM45 261H44V262H45ZM0 262H1V260H0ZM11 262H12V261H11ZM22 262H23V261H22ZM44 262H43V263H44ZM52 262H53V260L51 261V264H52ZM1 263H2V262H1ZM1 263H0V264H1ZM24 263H25V262H24ZM27 263H28V262H27ZM36 263H37V262H36ZM36 263H35V264H36ZM38 263H39V262H38ZM46 263H47V262H46ZM53 263H54V262H53ZM75 263L77 264V262L74 261V264H75ZM18 264H19V263H18ZM21 264H22V263H21ZM25 264H26V263H25ZM49 264H50V260H49ZM56 264H57V263H56ZM82 264H83V263H82Z\"/></svg>", "mask_w": 264, "mask_h": 264}]
</instances>
